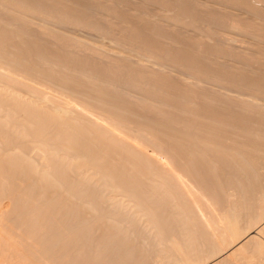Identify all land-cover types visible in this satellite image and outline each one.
<instances>
[{
    "label": "rangeland",
    "instance_id": "obj_1",
    "mask_svg": "<svg viewBox=\"0 0 264 264\" xmlns=\"http://www.w3.org/2000/svg\"><path fill=\"white\" fill-rule=\"evenodd\" d=\"M13 1H15V0H13ZM21 2V3H18V2ZM30 1H33V3L34 4H32L31 5V3L32 2H30ZM61 1V0H60ZM65 1L66 0H63V1H61V2H63V3H61V2H59L58 0H50V1H48V0H39V1H35V0H29L28 2H27V0L25 1V0H18V2L17 1H15V3H17V4H14V6H13V4H12V0H3V2H2V0H0V13H1V11H3L1 14H3L2 16H4V14L7 12V11H9V12H11V14H12V11H13V13L14 14H18V16L20 15L21 16V14L22 15H24L23 17H25L26 19H31V20H29V23H28V20L27 21H25V22H27V23H23L22 24V19L23 18H20V17H18V16H16V15H14L16 18H17V20L15 19L14 21L12 20V17L10 18L9 17V15H10V13L8 12L7 14H5L6 16H4V17H1V14H0V20L3 18H5L6 19V17L8 18H10L11 20H9V19H6V22H5V19H4V22H3V19L1 20V25L3 26H10V29L12 28L13 30H14V32L16 31V29H17V31H18V34L19 35H24V36H22V37H26L27 36V38L26 39H28V38H30L29 40H31L32 39V41H29V43L31 44V43H33V44H29L28 45V47L30 46V47H32V48H34L33 50L32 49H30V47L29 48H23V47H21V48H19V49H16V48H14V47H12V46H9V43L10 42H8L7 40H9V38L7 39V37H8V34L6 35L5 34V36H4V34L3 33H1L0 32V42L2 43L4 40V44H6V42H8L7 43V45L6 46H9L8 48H10L8 51L9 52H11V54H12V52H13V54H12V56L11 57H15V49H16V51H18V50H21L22 48V51H20L19 52V57H21V60L23 61V63L24 62H26V63H28L29 61H36L35 59H33V60H25L26 58H25V56L27 57V58H30L31 57V55L29 54V53H31L32 55H34L33 53L34 52H36V53H40L41 51H43L42 53L46 56V59H48V56L47 55H50V56H55V55H60L59 56V58H61L62 57V55L60 54V53H62L63 52V50L64 49H66V45H64V44H66V43H68L69 42V44L71 45H67V47H69V48H67L66 50H64V52L63 53H65V52H68V50H69V52H70V50H71V48L73 47V49L71 50V52L72 51H74V52H72L74 55H77V56H79V57H84L85 56V58L87 57V58H89V59H91L92 61H93V63L95 64V61H96V63H98L97 61H99L100 63H98V64H96L95 66L93 65L92 67L93 68H95V67H97V65L99 66V65H102L103 66V64H104V62H105V64H104V69H105V67H106V70L108 69H110L111 68V66L113 65V64H116V65H118L117 63L118 62H120L121 64H122V62L120 61V58H118V57H122V53L125 55V56H127L126 57V60H125V56L123 55V57L121 58V59H124L125 60V62H126V65H127V67H129L128 65H130V63L129 62H131L132 64H133V62L134 63H137V62H142V60H143V63H145V64H147L144 68H148L149 70H150V72H149V74H147L148 73V69H146V71H147V73H146V71H145V73H146V75L144 74H141V76L143 77L142 79H143V81L140 79V75L139 74H137L136 76H137V78L135 79V77H134V81L131 79L132 77H130L129 76V78L133 81V82H136V80H137V82L139 83V86L141 85V86H143V87H147L148 88V86H152V85H149V84H151V78L149 79L151 82H149V80L148 79H146V78H149V76H151V75H153V74H151V72H153L154 73V69L156 68V71H158V73L161 75V76H164V74H165V78L167 77V79L168 80H170V81H173L174 79V77H175V79L176 80H174L173 82H176L177 81V83H182V80H180V79H182V78H180V77H183L184 79H186L187 81H185L184 79V81H183V83L184 84H186V85H184L183 87H185V88H188L189 90L190 89H192V90H190L188 93H191V94H188L187 92H185V93H187L186 95L183 93L182 95H185L183 98H182V96L181 95H179L178 96V94H180V93H175V94H173L172 93V91H170L171 93V95H168L166 98L167 99H165V100H167V101H163L162 99V101L163 102H165V103H163L162 101H159L160 99H159V97H158V100H156L157 98H150L149 97V95H148V91H144L142 88L143 87H141V89H140V87L139 88H134L133 86L134 85H132V84H135V83H131V82H129V84L128 83H125V82H122V80H120V78L118 79V80H120V82L122 83V84H125V85H127L128 87H126V86H124V85H122L121 83L119 84V81L118 82H115V83H113L111 80H103L102 78H100V77H97L96 79H95V77L94 78H92L93 77V73H91L90 74V71H88V70H86L85 72L84 71H82V70H80V69H78V70H80L81 72H79V71H77L76 72V70L77 69H75L73 72H72V70L70 69V68H67L65 65V69L63 68V64L61 65H59V63H61V61L60 62H58L57 64L60 66H58L57 64V66L56 65H53L52 66V68L51 67H49V65H50V63L52 62L51 60H52V57L50 58L51 60H46V59H44L43 57H42V55L41 54H39L38 53V56H37V54H35V57L34 56H32L33 58H37V57H39L38 59H37V61L38 62H42V63H45V65L43 64L42 65V63H40L41 65H42V67H41V65H39V63H38V65L41 67V68H47L48 69V67L49 68H51V70H54L56 73H55V76H56V74H58L57 72H59L60 74H61V72H62V74L60 75V74H58L59 75V81H58V78H56L55 77V81H57V82H55V83H62V81L64 80V78H65V80H69V78H70V80H71V82H70V80L69 81H65L64 83H62V84H64V85H66L64 88H63V85H62V88L63 89H70V88H72L71 87V83H72V80H73V84L72 85H76L77 83L78 84H81V83H83L84 81L86 82L85 84H86V86L87 85H89V84H91V85H89V86H91V88L89 87V86H87V88L89 87L91 90L90 91H93L92 90V88H94L95 86L97 87L98 86V84H101V82H100V80L102 79L103 81H102V85H100V87L98 86L96 89L99 91L100 89H101V91L103 92V91H105V90H107V92L105 91L104 92V94H103V96L102 97H106V100L105 101H109L110 100V98L112 97V98H114L115 99V97H119L120 98V94H124V95H122V96H124V97H122L121 96V98H124L125 99V103H129L130 105V108H131V112L133 113V111H134V113L133 114H131V112H129V116H131V117H136V118H138V115H137V113H139V119H137V120H139L140 121V119H141V121H142V119L144 118L143 116H142V114H141V110H143V107H146L147 106V104L149 105L150 104V106H152V108L154 109L155 108V106H156V110L157 109H159V108H162V109H164V111L165 110H167L166 112H164L162 109H160V110H157V111H160V112H158L157 113V111H155L156 112V118H159L158 116H159V113L160 114H162L163 115V112H164V114H166V113H168V114H170V115H167V116H173V117H171V118H174L175 119V116H176V119L174 120V119H172V123H171V120H170V122H169V124L171 123V125H173L174 123H173V121H175V122H177L178 124H176L175 123V125H173V128H176L177 126L179 127V126H181L182 125V127H177L178 129L177 130H175V129H173L174 130V132H176L175 134H180V133H184L185 135L184 136H187V134H188V136L189 137H191L190 139H192V136H196V135H198V136H196V139L197 138H199L200 136H202V137H205V134L207 135V137H208V139L210 138V136H211V134L213 133V131H214V133L212 134V142L215 144L216 143V147L215 148H217L218 147V149L220 148L221 150L222 149H224V150H222V152H223V154L225 155V158H224V160H226L227 161V159H228V156H229V158L230 159H232V156H234L233 157V160H230L229 159V162H223L222 163V165H220V163L219 162H221L220 160L219 161H217V162H214V164H213V162H211L212 163V167H213V170H215V169H217L216 171H214V172H216V181H218L219 183H223V185H228V186H230V187H232L233 189H234V187L235 186H237L238 184H237V182L240 180L241 181V179H242V181L243 180H246L247 178V181L248 182H254V183H252L253 185H255L257 182H259L258 184H260V187H261V183L264 185V183H263V179H264V165L263 164H260L259 165V167H258V165H257V167H258V169H257V173H254V172H252L251 173V171H253L254 169H252L251 168V166H253L254 167V165L259 161L258 159L262 156V158H264V150H263V148H260L261 146H259V149H261V150H259V149H257V150H259V152L258 151H256L255 150V148H254V150L251 148V149H249V146L248 147H246V148H244L245 146H243L244 145V143L243 144H241L242 143V141L243 140H241V138H239V137H241V135L242 134H240L239 133V131H238V129H237V127L235 128V126H234V128H232V126H231V128H230V126L228 127H226L225 125H223L221 122H220V120L219 119H217L218 118V113H224V111H225V113H232V112H234V113H232V114H236L235 113V111H237V109L238 108H240V110L238 109V111L239 112H241V113H243V114H245V112L251 117V116H255L256 114V116L254 117V118H256V117H259L258 116V114L260 115V117H259V121H258V123L260 122L261 124L260 125H258L257 123L254 125V124H252V126L251 127H253V125H254V127H257V129L255 128L254 129V127H253V129H252V132H250V135L248 136V135H246V136H248V140L250 139V138H252L253 140L255 139V140H257V139H260V142L262 141V140H264V120H263V118H264V114L262 115L261 114V112L260 111H262V113H264V108H262V107H264V38H263V41L261 40V38L262 37H264V35H261V34H264V27H262V26H264V17H262L261 18V15H263L260 11H262L263 12V9L262 8H264V4H263V2H264V0H242V3L243 2H245V3H249V4H251L250 6H252V5H254V4H256V5H254V6H252V7H250L251 9H250V11H249V9L247 8L246 10L247 11H245V8L244 7H242V8H244L243 10L244 11H241L242 10V8L240 9H238V7H241V6H239L240 4H239V2L238 1H235V2H237V4L235 5L234 4V1H231L230 2V0H229V6L227 7V0H225L226 1V6H225V1H223V4H222V2H220V1H222V0H214V2H213V0H210V2H208L209 0H184V2H182L183 0H174V2H173V0H172V2H171V0L169 1V0H67L66 2L67 3H65ZM70 3H69V2ZM87 1V2H86ZM180 1V2H179ZM204 1V2H203ZM5 2H7V4H5ZM22 2L24 3L25 2V4H27L28 5V9H25V10H23V8H27L26 6L27 5H25V4H23L24 6H22ZM30 2V3H29ZM36 2H37V4H36ZM45 2V3H44ZM46 2H47V4H49L50 6H51V8L49 7V11L46 9V7H47V5H46ZM59 3V5H61V6H59L58 4H56V3ZM74 2V4H72ZM134 2V3H133ZM183 4H182V3ZM186 2H187V5H188V7H189V5H190V7H189V9H191V12L193 13H190V10H188V9H186L187 10V13L185 12V8H187V5H184V4H186ZM203 4H202V3ZM207 2V3H206ZM241 2V1H240ZM8 3H10V4H8ZM29 3V4H28ZM52 3V4H51ZM53 3H54V5H53ZM64 3L66 4V5H64ZM86 3V4H85ZM89 3V4H88ZM173 4V6L175 7V5L177 6L178 5V3L180 4V7H179V5H178V7H175V8H173V6H172V9L170 8L171 7V5H168V4ZM191 3V4H190ZM219 3H221L222 4V6H221V4H219ZM233 4L232 6H231V4ZM262 3V4H261ZM5 4V5H4ZM38 4H39V6L42 4H44V6H40L41 7V9H40V7L38 6ZM68 4H69V6H68ZM76 4V5H75ZM94 4V5H93ZM128 4V5H127ZM208 5L209 7H210V5L212 6V7H208L207 8V6L206 5ZM210 4V5H209ZM213 4H214V7H213ZM217 4H218V6H220V8H224V10L227 8H229V11H227L226 10V12H224V11H222L221 9V11L219 10V8H218V6H217ZM239 4V5H238ZM9 5L11 6V7H9ZM18 5V7L16 8V6ZM31 7H30V6ZM70 5L72 6L70 9H72V10H69V7H70ZM73 5H75L74 6V8H73ZM182 5V6H181ZM191 5H193V6H191ZM200 5H203V6H205V11H204V9H200ZM244 5H246V4H244ZM258 5V7L256 8L255 6H257ZM8 6V7H7ZM13 6V7H12ZM22 6V7H21ZM34 6H36V10L34 9ZM57 6V7H56ZM65 6V7H64ZM76 6H78V7H80L81 8V11L80 10H78L79 8H77L76 9ZM82 6V7H81ZM89 6V7H88ZM111 6H112V8H111ZM118 6V7H117ZM122 6V7H121ZM146 6V7H145ZM169 6V7H168ZM197 6H198V8H197ZM203 6H201V8H203ZM215 6H217V7H215ZM237 6V7H236ZM2 7H4V8H2ZM19 7H21L20 9H19ZM39 7V8H38ZM45 7V8H44ZM58 7H60V8H58ZM88 7V8H87ZM184 9H183V8ZM193 7V8H192ZM230 7H232V8H230ZM233 7H235V8H233ZM247 7V6H246ZM260 7V8H259ZM29 8H30V10H29ZM31 8H32V12H31ZM53 8H56V9H53ZM62 8L64 9V11H66L65 13H62L63 11H62ZM68 8V9H67ZM117 8H120V9H117ZM127 8V9H126ZM179 8L181 9V11H183V12H179ZM195 8V9H194ZM206 8L208 9V11H206ZM238 10H237V9ZM254 8H256L255 10H254ZM5 9V10H4ZM9 9V10H8ZM11 9V10H10ZM17 9V10H16ZM53 9V10H52ZM59 9H60V11H61V13L59 12ZM74 9V10H73ZM123 11H122V10ZM170 9V10H169ZM259 10V12H260V14H258L259 12L258 11H256V10ZM7 10V11H6ZM22 11V12H20V11ZM31 12H29V11ZM46 10V11H45ZM59 12L60 13V15H61V17H60V15L56 12ZM108 10H110V11H108ZM120 12H118V11ZM131 10V11H130ZM151 10V11H150ZM192 10H197V12H199L200 14H201V17L200 16H197V15H200V14H198L197 12H193ZM199 10V11H198ZM213 10V11H212ZM231 10V11H230ZM16 11H18V13L16 12ZM23 11H25V12H23ZM27 11V12H26ZM39 11H41V12H39ZM42 11L43 12H45V14L44 13H42ZM48 11V12H47ZM69 11H71V12H69ZM145 11V12H144ZM175 11V12H174ZM189 11V12H188ZM203 11H204V13L205 14H202L203 13ZM210 11L212 12V14H211V16H210ZM216 11V12H215ZM233 11V12H232ZM20 12V13H19ZM53 12H56V13H53ZM74 12V13H73ZM77 12V13H76ZM132 12V13H131ZM136 12V13H135ZM177 12V13H176ZM207 12V13H206ZM214 12V13H213ZM217 12H218V14H217ZM235 15V16H233V14ZM258 12V13H257ZM35 13H37V14H35ZM40 13V14H39ZM42 13V14H41ZM48 13V14H47ZM52 15H54V16H52ZM76 13V14H75ZM126 13V14H125ZM162 13V14H161ZM225 13V14H224ZM58 15V17L56 16V15ZM64 14V15H63ZM66 14H68L69 16L67 17V15ZM72 14H75V15H72ZM84 14V15H83ZM123 14V15H122ZM129 14V15H128ZM140 14V15H139ZM165 16H164V15ZM186 14H187V16H186ZM188 14H189V16L192 18H189V16H188ZM193 16H192V15ZM196 14V15H195ZM257 14L258 15H260V16H257ZM26 15V16H25ZM39 15V16H38ZM45 18V19H47L46 21H45V19H43V17ZM47 15V16H46ZM48 15H49V17H48ZM51 15V16H50ZM102 15V16H101ZM169 15V16H168ZM175 16V17H173V16ZM186 17H185V16ZM208 15V17H206ZM212 15H213V18H212ZM215 15V16H214ZM223 15H226V16H223ZM13 16V15H12ZM41 16V17H40ZM63 16V17H62ZM75 16H80L79 18L78 17H75ZM156 16V17H155ZM158 16V17H157ZM184 16V17H183ZM196 17L195 18V20H194V18L193 17ZM202 16H205L204 18H205V22H203L204 21V19L202 18ZM216 16H218V17H216ZM264 16V15H263ZM15 17H13V18H15ZM31 17V18H30ZM35 17V18H34ZM56 17H57V19H56ZM211 17V18H210ZM229 17H231V18H229ZM233 17H238V18H233ZM240 17V18H239ZM257 17H259V18H257ZM21 19V23H15L16 21L17 22H19L18 21V19ZM51 18V19H50ZM137 18V19H136ZM178 18V19H177ZM184 18V19H183ZM200 18V19H199ZM212 19V20H214V21H212L214 24H212V22H209L210 20H208V19ZM215 18V19H214ZM218 18V20H216ZM233 18V19H232ZM245 19V20H247V21H242V19ZM255 18V19H254ZM19 19V20H20ZM37 20V21H39L41 24L44 22V24L46 23L47 24V22H48V24H47V26H45L44 24H42V26H43V28H42V26H41V29H40V27H36V25H35V27H33V26H30L32 23H33V21H35V20ZM43 21H42V20ZM55 19V20H54ZM60 19V20H59ZM66 19V20H65ZM78 19V20H77ZM109 19V20H108ZM129 19V20H128ZM174 19V20H173ZM199 20V21H197V20ZM225 19V20H224ZM233 20V21H235V23H237V21L239 20V24L237 25V26H240V29H239V27L237 28V29H235V28H233L232 29V27H230L229 25H228V23L227 22H229L228 20ZM236 19V20H235ZM243 19V20H244ZM249 19V20H248ZM9 20V21H8ZM33 20V21H32ZM64 20V21H63ZM169 20V21H168ZM176 20V21H175ZM180 20V21H179ZM185 20V21H184ZM191 20H193V21H191ZM208 20V22H209V25H207L206 23H208V22H206ZM224 20V21H223ZM227 20V21H226ZM241 20V21H240ZM252 20V21H251ZM258 20H259V22H258ZM11 21H13L14 22V24H13V22L11 23ZM24 21V20H23ZM36 21V22H37ZM70 21V22H69ZM77 21H78V23H77ZM80 21V22H79ZM130 21V22H129ZM183 21V22H182ZM195 21H196V23H195ZM219 23H217V22ZM221 21V22H220ZM233 21H230L229 22V24L231 23V22H233ZM248 21H250V22H248ZM8 22V23H7ZM32 22V23H31ZM53 22V23H52ZM63 22V23H62ZM77 24H76V23ZM194 22V23H193ZM225 22V25L223 24ZM243 22H245V23H243ZM7 23L8 25H5V24ZM9 23H10V25H9ZM66 23V24H65ZM75 23V24H74ZM97 23V24H96ZM117 23V24H116ZM125 23V24H124ZM217 23V24H216ZM220 23H221V25H220ZM241 23V24H240ZM248 23V24H247ZM252 23V24H251ZM263 23V24H262ZM17 26H16V25ZM34 24V23H33ZM100 24V25H99ZM106 24V25H105ZM108 24V25H107ZM113 24V25H112ZM211 24V25H210ZM251 24V25H250ZM259 24V27L257 26ZM0 25V26H1ZM13 25H15L14 27H16L15 29H14V27H13ZM23 25V30H22V27L20 28L19 26H22ZM26 25L28 26H30L28 29H27V27H26ZM65 25V26H64ZM72 25V26H71ZM96 25V26H95ZM99 27H98V26ZM104 25V26H103ZM115 25V26H114ZM183 25V26H182ZM202 27H201V26ZM214 25V26H213ZM217 25V26H216ZM220 25V26H219ZM227 25V26H226ZM260 25H262V26H260ZM1 26V27H2ZM47 27V28H45V27ZM72 28H71V27ZM77 26V27H76ZM94 26V27H93ZM101 26V27H100ZM112 26H113V28H112ZM134 26V27H133ZM167 26V27H166ZM188 26V27H187ZM189 26H190V28H189ZM197 26L199 27V28H197ZM224 26V27H223ZM250 26V27H249ZM251 26H253V27H251ZM255 26V27H254ZM18 27V28H17ZM97 27V28H96ZM106 27V28H105ZM115 27V28H114ZM121 27V28H120ZM203 27H206V28H203ZM209 27V28H208ZM218 27V28H217ZM221 27H223V28H221ZM242 27V28H241ZM256 27H258V28H256ZM31 28H33V29H31ZM35 28V29H34ZM80 28V29H79ZM150 28V29H149ZM158 28V29H157ZM203 28V29H202ZM212 28V29H211ZM221 28V29H220ZM227 28H231L232 30H229V29H227ZM244 28V29H243ZM252 28H254V29H252ZM43 29L45 30V32H49V33H51V35L48 33V35H47V33L45 34V33H43L46 37H44V36H42L43 34H41V33H39L38 32V30L40 31V30H42L43 31ZM103 29V30H102ZM116 29V30H115ZM120 29V30H119ZM130 29V30H129ZM131 29H132V31H131ZM135 29V30H134ZM193 29V30H192ZM214 29V30H213ZM218 29V30H217ZM249 29L252 31V32H250V33H248V31H249ZM257 29V30H256ZM22 30V31H21ZM24 30H26L25 32H23ZM29 30H31L30 32H29ZM32 30H35V32L33 33V31ZM37 30V31H36ZM55 30H58V31H56V34L60 31V32H62V33H64V34H57V36L59 35V37H56V38H59V40H55L54 39V36H55V32L53 33V31H55ZM105 30V31H104ZM159 30V31H158ZM200 30V31H199ZM204 30V31H203ZM211 30V31H210ZM226 30V31H225ZM233 30H237V31H233ZM238 30H240V31H238ZM245 32H244V31ZM247 30V31H246ZM256 30V31H255ZM259 30V31H258ZM17 31H16V33H17ZM28 31V32H27ZM51 31V32H50ZM116 31V32H115ZM131 31V32H130ZM198 31V32H197ZM253 31H255V32H253ZM38 32V33H37ZM41 32V31H40ZM120 32V33H119ZM128 32H129V34H128ZM143 32V33H142ZM204 32H206V33H204ZM210 32V33H209ZM212 32H214L213 33V35H216V33H218V37L216 38V36H213L211 33ZM219 32L221 33V34H219ZM238 32H240L239 34L240 35H238ZM257 32H261L260 34L259 33H257ZM24 33V34H23ZM33 33V34H32ZM35 33H37V35H35ZM88 33V34H87ZM131 33H132V35H131ZM160 33V34H159ZM209 33V34H208ZM231 34V36L229 35V34ZM236 33V34H235ZM247 33V34H246ZM259 34V35H257V34ZM32 35V36H30L29 37V35ZM52 34H54V36L52 35ZM65 34H69L70 35V38H68L69 40H67L66 41V43H64L63 44V41L65 40V39H63V37L62 36H65ZM121 34V35H120ZM123 34H125V35H127L126 37H125V35H123ZM224 34H226V35H229V37H234V38H229L228 36H224ZM4 36V39L3 40H1L2 38H3V36ZM41 35V36H40ZM61 35V36H60ZM72 35V36H71ZM194 35V36H193ZM219 35L221 36V37H219ZM222 35L224 36L223 38H222ZM245 35H249V36H245ZM1 36H2V38H1ZM7 36V37H6ZM124 36V37H123ZM130 36H131V38H130ZM147 36V37H146ZM158 36V37H157ZM170 36V37H169ZM192 36V37H191ZM200 36V37H199ZM208 36H210V37H208ZM260 36H262L261 38H260ZM53 39H52V38ZM62 37V38H61ZM66 37H69L68 35H66ZM66 37H64V38H66ZM77 39V40H79V41H77V40H75V38ZM123 37V38H122ZM128 37V38H127ZM132 37H133V39H132ZM162 37V38H161ZM196 37V38H195ZM256 37V38H255ZM259 37V38H258ZM7 40H6V39ZM49 38V39H48ZM122 38V39H121ZM130 38V39H129ZM183 38V39H182ZM221 38V39H220ZM227 38H229V41L230 40H232L231 42H228L227 40ZM47 39L49 40L48 41V43H47ZM52 39V43H51V40ZM61 39H63V41L61 40ZM128 39V40H127ZM167 39V40H166ZM224 39V40H223ZM235 39V40H234ZM239 39V40H238ZM241 39V40H240ZM245 39V40H244ZM258 39V40H257ZM139 40V41H138ZM206 40V41H205ZM209 40V41H208ZM226 40V41H225ZM238 41V42H235V41ZM249 40V41H248ZM62 41V42H61ZM71 41V42H70ZM81 41H83L82 43H83V45H82V43H81ZM84 41L85 42H88L89 41V43H93V44H96L97 45V43H98V45H99V47H92L91 48V46L88 44V46H89V48L92 50H90L89 48H88V46H87V43H85L84 44ZM132 41V42H131ZM133 41H135L134 43H133ZM162 43H161V42ZM195 41H198V43L196 44V42ZM260 41V42H259ZM41 42V43H40ZM56 42H58L57 43V45H56ZM75 42V43H74ZM129 42V43H128ZM138 42V43H137ZM140 42V43H139ZM183 42V43H182ZM2 43V44H3ZM37 43V45H34V44H36ZM50 43H51V45L52 46H50ZM54 43V44H53ZM80 45H79V44ZM131 43V44H130ZM75 44V45H74ZM135 44H137V45H135ZM138 44H140V45H138ZM172 44V45H171ZM194 44V45H193ZM10 45H12V44H10ZM32 45H34V46H32ZM48 45V46H47ZM56 45V46H55ZM61 45V46H60ZM73 45V46H72ZM76 45H78L77 47H76ZM132 45H133V47H132ZM25 46V45H24ZM39 48H37V47ZM43 46H45L44 48H43ZM55 47V49H56V47L58 48L59 46H60V48H58L59 49V51H58V49L57 50H55L54 51V47ZM62 46H64L63 47V49H62V52H61V47ZM84 46V47H83ZM151 46V47H150ZM257 46V47H256ZM48 47V48H47ZM51 47H53V49H51ZM71 47V48H70ZM4 48H6L5 46H4ZM37 48V50H35ZM78 48V49H77ZM97 50H96V49ZM3 49V48H2ZM11 49H14L13 51L11 50ZM24 49H25V51H27V52H25L24 51ZM43 49V50H42ZM45 49H47V50H45ZM75 49L77 50L76 51V53L78 52L79 53V51H80V55L77 53H75ZM89 49V50H88ZM102 49V50H101ZM154 49V50H153ZM261 49V50H260ZM3 50H5V49H3ZM31 50V51H30ZM106 50V51H105ZM113 50V51H112ZM169 50V51H168ZM181 50V51H180ZM34 51V52H33ZM50 51V52H49ZM54 51V52H53ZM99 53H97V52ZM108 51V52H107ZM159 51V52H158ZM161 51H163L162 53H161ZM166 53H165V52ZM168 51V52H167ZM261 51H263V52H261ZM4 52H7V51H4ZM9 52H7V53H9ZM15 52V53H14ZM22 52H24V54L25 53H28V54H25V55H22L23 53ZM33 52V53H32ZM46 54H45V53ZM48 52H49V54H48ZM55 53V54H51V53ZM57 52H59V54L57 53ZM68 52V53H69ZM70 52V54H72ZM82 52H84V54L82 53ZM100 52H101V55H100ZM103 52V53H102ZM107 52V53H106ZM114 54H113V53ZM120 52V54L119 55H121V56H119L118 55V53ZM204 52V53H203ZM207 52V53H206ZM57 53V54H56ZM83 54V56H82V54ZM88 53H90V54H88ZM111 53V54H110ZM190 53V54H189ZM10 54V53H9ZM10 54V55H11ZM17 54V56L16 57H18V52L16 53ZM72 54V55H73ZM85 54H88V55H85ZM184 54V55H183ZM14 55V56H13ZM41 55V56H40ZM63 55H65V54H63ZM91 55H93V57L91 56ZM111 55H113V56H111ZM183 55V58L181 57ZM22 56H24V57H22ZM77 56H75L76 58H77ZM94 56H96V58L94 57ZM99 58H98V57ZM102 56V57H101ZM106 56V58H104ZM145 56H146V58H145ZM31 57V58H32ZM58 57V56H57ZM57 57H55L56 58V61H54V64H55V62H57V60L59 59V58H57ZM78 57V58H79ZM91 57V58H90ZM227 57V58H226ZM42 58V59H41ZM55 58H53V59H55ZM77 58V59H78ZM85 58H84V60H85ZM94 60H93V59ZM101 58H102V60H101ZM111 58V59H110ZM129 58V59H128ZM148 58V59H147ZM19 59V58H18ZM24 59V60H23ZM88 59V62H91L90 60ZM105 59H110L109 61H110V63L112 64H110V63H108L109 65H111V66H109V65H106L107 64V61L108 60H105ZM137 59V60H136ZM188 59H189V61H188ZM191 59H193V62L191 61ZM45 60V61H44ZM79 60H83V59H79ZM105 60V61H104ZM111 60H113V61H111ZM179 60V61H178ZM185 60V61H184ZM187 60V61H186ZM222 60V61H221ZM224 60V61H223ZM33 61V62H34ZM44 61V62H43ZM129 61V62H128ZM146 61V62H145ZM168 61V62H167ZM192 62V67H194L193 69L191 68V62ZM46 62H47V64H46ZM102 62H103V64H102ZM127 62H128V64H127ZM177 62V63H176ZM190 62V63H189ZM228 62V63H227ZM22 63V64H23ZM26 63H24V64H26ZM53 63V62H52ZM119 63V67H122L121 66V64ZM187 63H189V65L187 64ZM232 63V64H231ZM137 64H139V63H137ZM148 64H149V66H148ZM154 64V65H153ZM184 64H186L185 66H184ZM262 64V65H261ZM116 65H114V67H118V66H116ZM123 65H124V61H123ZM126 65H124V66H126ZM134 65V64H133ZM152 65V66H151ZM195 65V66H194ZM237 65V66H236ZM45 66V67H44ZM51 66V65H50ZM107 66H109L108 68H107ZM132 66V65H131ZM151 66V67H150ZM153 66H156L155 68L153 67ZM188 66V67H187ZM210 66V67H209ZM240 66V67H239ZM254 66V67H253ZM55 69H54V68ZM153 67V69H151ZM158 67H159V69H161V70H158ZM195 67H197V68H195ZM204 67V68H203ZM2 68H6L5 66L4 67H2V66H0V71L2 70ZM45 68V69H46ZM126 68V67H125ZM57 69V70H56ZM63 69V70H62ZM68 69V70H67ZM69 69H70V71H69ZM112 69H113V66H112ZM112 69H110V70H112ZM207 69V70H206ZM4 70V69H3ZM1 71L0 73L1 74H3V72H6L7 71V68L4 70V71ZM59 70H62L61 72L59 71ZM65 70V71H64ZM66 70H67V72H66ZM114 70V69H113ZM140 70V69H139ZM144 71V69H141V71ZM152 70V71H151ZM167 70V71H166ZM69 71V72H68ZM115 71V73H116V69L114 70ZM113 71V72H114ZM118 71V70H117ZM155 71V76L157 77V72ZM161 71V72H160ZM243 71H244V73H243ZM71 72H72V74L74 75H72L71 74ZM122 72L124 73V72H126V70L125 69H123L122 70ZM138 72V71H137ZM136 72V73H137ZM205 72V73H204ZM207 72V73H206ZM232 74H231V73ZM6 73H8V71L6 72ZM65 73L67 74V75H65ZM76 73V74H75ZM78 73V74H77ZM128 73V72H127ZM131 74H132V72H130ZM5 74V73H4ZM3 74V75H4ZM8 74H10V72L8 73ZM7 74V75H8ZM83 74V75H82ZM91 75L90 77L88 76H85V75ZM197 74H199V75H197ZM202 74V75H201ZM6 75V74H5ZM58 75H57V77H58ZM69 75H71V76H69ZM175 75V76H174ZM63 76H64V78H63ZM65 76H67V77H65ZM96 76H99V75H96ZM124 76V75H123ZM144 76H147V77H145L144 78ZM154 76V77H155ZM170 76V77H169ZM232 76V77H231ZM243 76V77H242ZM245 76V77H244ZM61 77L63 78V80L61 79ZM74 77V78H73ZM79 77L81 78L80 80H79ZM67 78V79H66ZM72 78V79H71ZM75 78H76V80H78V82H76L75 81ZM83 78H85V80L83 79ZM98 78H100L99 79V81H98ZM129 78H121V79H124V81H126L127 82V79H129ZM197 78V79H196ZM256 78V79H255ZM257 78H258V80H257ZM24 82H26V83H33L32 85H36L35 87L36 88H38V89H40V91L42 92V90L43 91H45L44 93L46 94H49V95H53V97L56 99L57 97H59V96H61V99H60V97L59 98H57L58 100H56V101H58L59 103H61V102H63V104L61 103V105L62 106H67V107H69V108H74V106L76 107V108H79L78 107V105H84L83 103H81V102H83L82 101V95H81V93H80V91L79 90H81V91H85L84 89H81V88H79V90H78V93L76 92L77 90H75V85H74V90H75V92L78 94V96H76L77 94H74L76 97H78L79 98V94H80V98L78 99V98H75V96H73L72 94L74 93L73 91H72V89H70L71 90V92H70V96H69V92H67L68 90H64L66 93H68V94H66L67 96H68V98L67 99H70V100H67L66 99V95H65V93L62 91V89H60V88H58V87H60V85H58L57 84V86H55L56 84H54L53 82V84H54V86H55V88L57 87V91H56V89L53 87V84L51 83L50 85L52 86V87H48V85H47V87H46V85H44V84H41V83H39L38 82V80H32L31 78L29 79V80H31V82H29L28 80H24V79H26V78H21ZM34 79V78H33ZM57 79V80H56ZM62 81H61V80ZM89 79V80H88ZM243 79V80H242ZM251 79V80H250ZM83 80V81H82ZM130 80V81H131ZM145 80V81H144ZM153 80V79H152ZM178 80H180V82L178 81ZM188 80H189V82H188ZM35 82V84H34V82ZM36 81H37V83H36ZM82 81V82H81ZM89 81V82H88ZM94 81H95V83H96V85H95V83H94ZM113 83V86H112V84H111V82ZM191 81V82H190ZM198 81H199V83H198ZM232 81V82H231ZM256 81V82H255ZM76 82V83H75ZM80 82V83H79ZM92 82V83H91ZM104 82V83H103ZM107 84H106V83ZM149 84H148V83ZM192 82H193V84H192ZM195 82H197V83H195ZM66 83V84H65ZM89 83V84H88ZM94 83V84H93ZM110 83V84H109ZM142 83V84H141ZM182 83V84H183ZM257 83V84H256ZM78 84L76 85V86H78ZM84 84V83H83ZM84 84V85H85ZM93 84V85H92ZM106 84V85H105ZM152 84H153V82H152ZM200 84H202V85H200ZM252 84H254V85H252ZM41 85H43L42 87H41ZM49 85V86H50ZM95 85V86H94ZM120 85H122V87H124V88H122V87H120ZM131 85H132V87H131ZM145 85V86H144ZM190 85V86H189ZM255 85H257V86H255ZM38 86V87H37ZM45 86V87H44ZM92 86H94V87H92ZM101 86H102V88H101ZM113 88H112V87ZM192 86H194V87H192ZM197 86H199L200 88H198ZM215 86V87H214ZM40 87V88H39ZM67 87H69V88H67ZM80 87H82V88H86V87H84V86H82V84L80 85ZM108 87V88H107ZM110 87V88H109ZM117 87V88H116ZM154 87V86H153ZM152 87V88H153ZM159 87V86H158ZM192 87V88H191ZM212 87V88H211ZM217 87V88H216ZM224 87V88H223ZM49 88V89H48ZM78 88V87H77ZM86 88V89H87ZM89 88H88V90L87 91H89ZM98 88H100V89H98ZM105 88V89H104ZM112 88V90H110ZM118 88H120V89H118ZM122 88V89H121ZM130 90H129V89ZM147 88H144L145 90H147ZM151 87L150 88H148L149 90H151L152 89ZM205 88V89H204ZM220 88V89H219ZM45 89H47L48 90V92L45 90ZM51 89V90H50ZM55 89V90H54ZM104 89V90H103ZM154 89H156L157 91L159 90V88H153L152 90H154ZM217 89V90H216ZM240 89H242V91L240 90ZM54 90V91H53ZM60 90H61V93H60ZM97 90H95L94 89V94H97L98 92H97ZM161 90H162V88H161ZM163 90H164V88H163ZM187 90V89H186ZM196 90H198V92L196 91ZM239 90V91H238ZM49 91H52L51 93L52 94H50L49 93ZM89 91V92H90ZM101 91H99L100 93H101ZM112 91V92H111ZM117 91H119V93L117 92ZM141 91V92H140ZM165 91H166V89H165ZM205 91V92H204ZM211 91V92H210ZM253 91V92H252ZM55 92H57V94L55 93ZM86 92V91H85ZM116 93V94H118V95H120V96H118V95H116V94H113V93ZM121 92V93H120ZM122 92H124V93H122ZM126 92H128V93H126ZM144 92H146V93H144ZM161 92H164V91H161ZM197 93V95L199 96V98H197V97H195V94H193V93ZM224 92V93H223ZM240 92V93H239ZM255 92V93H254ZM63 93H64V95H65V100H64V98L62 97L63 96ZM92 93V92H91ZM99 93V94H100ZM110 93H112V95L110 94ZM127 95H126V94ZM130 93V94H129ZM142 93V94H141ZM203 93H204V95H203ZM208 93V94H207ZM60 94V95H59ZM107 94H109L108 96H111V97H108L107 96ZM131 94H133V95H131ZM146 94L148 95V96H146ZM200 94H202V96L200 95ZM254 94V95H253ZM56 95V96H55ZM59 95V96H58ZM71 95H72V97H71ZM114 95H116L115 97H113ZM172 95H174L173 97H171ZM126 96H127V98L128 99H132V100H126L127 98H126ZM132 96L134 97V99L132 98ZM155 96V95H154ZM171 97V98H173L172 100H173V102H175L174 101V98H175V100L177 101L178 100V102H176V103H178V105L180 104L181 105V102H183V100H185L184 101V103L186 102V103H189V104H182L183 106H187L188 105V111L185 109V107H181V109H180V105H179V107H177L176 105V103H174V104H176V105H174L173 103H171L170 102V100L168 99V97ZM178 96V97H177ZM209 96V97H208ZM233 96V97H232ZM239 98H238V97ZM244 96V97H243ZM256 96V97H255ZM84 97V96H83ZM135 97H137V99H138V101H139V103L135 100L136 98ZM147 97H149V98H147ZM155 97H157V96H155ZM169 97V98H170ZM191 97V98H190ZM201 97H202V99H201ZM263 97V98H262ZM63 98V99H62ZM73 98V99H72ZM109 98V99H108ZM140 98V99H139ZM141 98H142V100H141ZM170 98V99H171ZM206 98V99H205ZM223 98V99H222ZM236 98H238V99H236ZM244 98V99H243ZM75 99H77V101L75 100ZM85 99V101H88L89 100V103H92L91 101H90V99H86L85 97L83 98V100ZM105 99V98H104ZM181 99V100H180ZM190 99V100H189ZM192 99V100H191ZM201 99V100H200ZM252 99V100H251ZM60 100H62L61 102H60ZM65 101V105H64V101ZM72 100V101H71ZM112 100V99H111ZM116 100H118L117 98H116ZM135 100V101H134ZM141 100V101H140ZM146 100H150L149 102L148 101H146ZM204 100V101H203ZM70 101V102H69ZM128 101V102H127ZM131 101V102H130ZM134 101V102H133ZM145 101H146V103H145ZM159 101V102H158ZM181 101V102H180ZM189 101V102H188ZM191 101V102H190ZM205 101H206V103H205ZM210 101V102H209ZM223 101V102H222ZM249 101V102H248ZM252 101L254 102V103H256V101L257 102H259V104L257 105V104H252ZM58 102H57V104H58ZM68 102V103H67ZM73 103V107H72V104L70 105V103ZM77 102V103H76ZM135 103V102H137V104L135 103L134 105H133V103ZM154 102L155 103H157L159 106L157 107V104L155 105L154 104ZM167 102V103H166ZM169 102V103H168ZM180 102V103H179ZM194 102V103H193ZM208 102V103H207ZM74 103H75V105H74ZM78 103H80V104H78ZM88 103V104H89ZM106 103H108V102H106ZM118 103L119 102H117V105H118ZM141 103H144V104H142V105H140ZM153 103V104H152ZM192 103L194 104V105H196V107L194 106H192ZM197 103V104H196ZM212 103V104H211ZM250 103H251V105H250ZM262 103V104H261ZM70 105V106H68V105ZM86 105H88L87 103H85ZM95 104V103H94ZM127 104H124V105H127ZM152 104V105H151ZM161 104V105H160ZM167 104V105H166ZM172 104V105H171ZM206 105L205 107L203 106L202 107V105ZM211 104V105H210ZM235 104V105H234ZM241 104V105H240ZM244 104V105H243ZM81 105V106H82ZM131 105L133 106V108L135 107H137L138 109L139 108H142V109H140L138 112H136L135 111V109H132V107H131ZM142 106V107H140V106ZM181 105V106H182ZM201 105V106H200ZM209 105V107L212 109L213 108V110H211L210 111V109H209V112H207L206 111V113L207 114H205L204 112H203V114L201 113L202 112V110L203 109H206V107ZM213 105V106H212ZM245 105H247L246 107H245ZM252 105H253V107H252ZM257 105V106H256ZM62 106H61V108H62ZM80 106V107H81ZM139 106V107H138ZM160 106H162V107H160ZM172 106V107H171ZM190 106L192 107L191 109L192 110H189L190 109ZM197 106L200 108L199 109V111H198V108H197ZM215 106H216V108H215ZM232 106V107H231ZM239 106V107H238ZM254 106H255V108H254ZM262 106V107H261ZM63 108V109H66V108ZM84 107H86L85 105H84ZM124 107V106H123ZM177 108V110H175L176 108ZM208 107V108H209ZM220 107H222V108H220ZM252 108V110H251V108ZM257 107V108H256ZM136 108V109H137ZM183 108V109H182ZM187 108V107H186ZM196 108V109H195ZM203 108V109H202ZM229 108V109H228ZM246 108H248V109H246ZM63 109H61L62 111H63ZM137 109V110H138ZM193 109H195V110H193ZM202 109V110H201ZM225 109V110H224ZM228 111H227V110ZM241 109H243V110H241ZM257 109V111L255 112V110ZM168 110H170V111H168ZM216 110V111H215ZM220 110V111H219ZM222 110V111H221ZM246 110V111H245ZM248 110H250L249 112H248ZM172 111V112H171ZM178 111V112H177ZM182 111H185L184 113L182 112ZM193 111H195L194 112V114L192 113ZM201 111V112H200ZM205 111V110H204ZM227 111V112H226ZM243 111V112H242ZM260 113H259V112ZM95 112V111H94ZM126 112V111H125ZM124 112V113H125ZM175 112V113H174ZM188 112V113H187ZM197 112H198V114H197ZM199 112H200V114H199ZM216 112V113H215ZM89 113V112H88ZM91 113V112H90ZM89 113V114H90ZM98 113L99 112H96V113H92V114H88V116H89V118L91 119V120H95V119H97V120H95V121H99V119L98 118H94V116L95 117H97L96 115H98ZM173 113V114H172ZM176 113H177V115H176ZM182 113V114H181ZM191 113V114H190ZM240 113V114H241ZM100 114V113H99ZM126 114H127V112H126ZM131 114V115H130ZM135 114V116H133ZM175 114V115H174ZM180 114V115H179ZM216 114V115H215ZM232 114H230V115H232ZM238 114V113H237ZM251 114V115H250ZM93 117H92V116ZM101 115H102V113H101ZM100 115V117H103V116H101ZM140 115H141V117H140ZM153 115V116H154ZM158 115V116H157ZM162 115H160V116H162ZM227 115V114H226ZM0 116H1V113H0ZM126 116V115H125ZM129 116H127V117H129ZM182 118H181V117ZM204 116V117H203ZM207 116H209V117H207ZM263 118H262V117ZM178 117V118H177ZM92 118H94V119H92ZM135 118V119H136ZM170 118V117H169ZM213 118H215V119H213ZM168 119V118H167ZM179 119V120H178ZM193 119V120H192ZM197 119V120H196ZM208 119V120H207ZM261 119V120H260ZM101 120H102V122H105V119L103 118V119H101L100 118V122H101ZM104 120V121H103ZM169 120V119H168ZM168 120H167V122H168ZM181 120V121H180ZM190 120H192V121H190ZM200 120V121H199ZM217 120V121H216ZM218 120H219V122H218ZM263 120V121H262ZM140 121V122H141ZM179 122H180V124H179ZM182 122V123H181ZM185 122V123H184ZM194 122V123H193ZM196 122H198V123H200V124H198V125H196L197 123ZM263 122V123H262ZM187 123H188V125H190V127H191V124H192V126H194L193 124H195L196 126H194L193 127V129H192V127H191V129H190V127H188V125H187ZM212 123V124H211ZM216 123V124H215ZM105 124H106V122H105ZM203 124V125H202ZM205 124V125H204ZM207 124H209V125H207ZM218 124V125H217ZM185 125V126H184ZM216 125V126H215ZM175 126V127H174ZM188 128H187V127ZM204 126H208L210 129H206V127H205V129H204ZM223 126V128H220V127H222ZM196 127V128H195ZM212 127V128H211ZM183 128H184V130H183ZM198 128V129H197ZM213 128H215V129H213ZM219 128V129H218ZM200 129V130H199ZM226 130V133H225V135L224 136H226L228 133V138L227 137H224L222 134H224V133H222L221 134V132H220V130ZM227 129H229V130H227ZM231 129V130H230ZM259 129V130H258ZM190 130L192 131L193 130V132H195L194 133V135L191 133H189L190 132ZM195 130V131H194ZM200 131V133L202 134L203 132V134L202 135H200L199 134V131ZM186 131V132H185ZM217 131H219V136H221V137H219V136H217L218 134H217ZM228 131V132H227ZM260 131V132H259ZM167 132V134L163 137V135L161 136H159V139L156 137L155 139H153L152 140V142L153 141H158V140H160V139H164V138H168V136L170 137V134H169V132L168 131H166ZM212 132V133H211ZM257 132V133H256ZM211 133V134H210ZM239 134V136H238V134ZM258 133H260V134H262V135H260V134H258ZM165 134V133H164ZM169 134V135H168ZM120 135H123V133H121L120 132ZM171 135L173 136V134H172V132H171ZM181 135V137L182 138H184V136H183V134H180ZM210 135V136H209ZM124 136H126L125 134H124ZM123 136V137H124ZM131 136V135H130ZM188 136H187V138H188ZM238 136V137H237ZM253 136V137H252ZM132 137V136H131ZM131 137H129V136H126V137H124V138H126V139H129L128 141H130V143H132V145L134 146V147H138L142 152L143 151H145V153L146 154H148L149 153V155H153L154 156V158L157 160L158 159V162H163V164L164 163H166V164H164L163 166H162V164H159V163H151V165H149L148 167L147 166H145V165H142V168L140 167V169L139 168H136V170H135V167H132L134 170H132L131 169V167L129 166V171H130V169L132 170V171H134V173L136 172L137 173V171H138V173L140 174L139 176H141L140 178V180L142 181V183H141V181H140V183H138L137 181L139 180V177H138V179L135 177V176H137V174L136 175H134V173H133V175L132 176H134L136 179H137V181L135 182L136 184L135 185H139L140 186V184H141V186L140 187H144V189H142V190H144L143 192L144 193H152V191L154 192L155 191V189H156V193H153V195L154 194H157V193H159L157 196H159L160 197V199H159V197H157V196H153L152 194V196L150 197V196H147V194H145L146 196H143V199H145L146 201H148V202H146V203H148L149 204V202L152 204H150V206H152V209H154L155 211H156V215H157V217L159 218L158 220H160V221H162L161 223V225H157V227H156V224L155 223H152V221H150V219H149V215L147 216L146 214H144L146 211H145V209H144V207L141 205V204H138L139 203V201H137L134 197H132L131 195L133 194L134 196H135V194L137 195V191L138 190H140L139 188H134L133 186H132V184L134 185V183H132L131 184V182H134L133 181V177H132V179L130 180V179H128V181L130 180L131 182H130V184H131V187H133V188H131V189H129V191H130V193L128 192V190L127 189H125V188H118L117 189V187H116V189H117V191H115L116 189H113V188H115V187H111V189L108 187V181L107 180H104L105 181V183H107V184H105L104 182H103V180H102V182H101V185L99 186V185H97V184H100V182L98 181L99 180V175L97 174V176L96 177H98V179H96V177H93L94 176V174L92 173L91 175H93L92 177H93V179H91V181H94L95 179L97 180V183H95V181H94V183L93 182H91V183H88V182H90V181H86L85 180V182L84 181H82V182H80V183H78V181L76 182V181H74V183H73V185L75 184L76 186H75V188L74 189H77L78 191L77 192H80L81 191V194H83L84 192V194L83 195H81V194H79L78 195V193L77 192H75L76 193V199L74 198V197H72L71 199H70V197L71 196H69L67 199L68 200H70V201H65V202H63L62 204H56V205H54L55 206V209L57 208H62V212L64 211L65 213H66V216H64V217H61L62 215L60 214V213H58V215H60L58 218H59V220L57 219V217H56V219L57 220H55V219H53V220H55V221H57V223H58V225H57V223H53V226L51 225V228H50V230H54V229H56L58 226V228H60V227H62L61 225H65L66 226V224H64L63 222L67 219V220H70V221H72L71 222V225H69V228H71V229H73L74 230V228H75V234H77V238H78V240L76 241V235H75V241L73 240L71 243H69L68 241L67 242H65V241H61V240H57V241H55L54 242V239H52V241L50 242H47L46 244H47V246H48V248H49V250H48V248H47V246H46V250H48L49 251V253L46 255L48 258L47 259H45V260H43L42 262L40 261V264H74L75 262H77V263H75V264H83V263H85V264H161V262H163V263H166V264H184V263H179L180 262V260L176 257L175 258V256H174V253L173 254H171V250L170 251H168L169 250V244H171V243H176L178 240V244L179 245H188V244H190V246H191V244L193 243L194 244V242H196L195 244H197V241H198V244H199V242H200V246L201 245H204L203 247H201V248H199L198 249V247L196 248V250L195 251H193V253L192 254H195V255H197V256H195L196 258H197V260H196V258L193 256V258L196 260V261H193L192 260V262H190L191 264L194 262L195 264H200V262H201V264H204L205 262H208L209 260H208V258H207V256L208 255H202L203 253L205 254V251L207 250V248H206V246H205V244H206V237L208 236V234H206L205 232H203V233H200L198 230H200V229H198L195 225H198V223L201 221V219L203 220V216L204 215H206V212H207V210L205 211H203V207L204 206H208V204H211L212 203V205H215L216 204V202H217V199H218V196L220 195L218 192L220 191V190H218L219 188H216V187H212L213 188V190L214 191H211V193H210V190L212 189V188H210L209 189V187L207 186V178H205V175H204V172L203 171H200V167L197 165V164H188V166H187V164H184V162H183V164H182V166L179 164L180 162L179 161H181L178 157V159H179V161H178V164L180 165V167L178 166V164L176 165L177 167H175V165L174 164H176L177 163V159H176V156H174V159H173V156L172 155H174V148L172 147L173 145H175L174 143H172V142H170V141H173V142H175L174 141V139H162V141H160V142H162L163 143V145H164V142L165 143H167L169 146L171 145V147L169 148V146L168 147H163L161 144L162 143H160L159 141V144H160V146H159V144L158 145H156L155 144V142H153V146H154V144H155V146H156V148L155 147H153V149H152V144H150L151 146H150V148H148L149 146H147L146 148L145 147H143L142 145H143V143H142V145L140 144L141 142V140L139 141V140H135V141H139L140 143H138V142H135L134 141V138H131ZM162 137V138H161ZM231 137H233V138H231ZM261 137H262V140H261ZM144 138V137H143ZM187 138L184 140V141H187ZM223 138V139H222ZM225 138V139H224ZM230 138V139H229ZM257 138V139H256ZM133 139V140H132ZM195 139V141H193V142H195L196 143V140ZM229 139V140H228ZM243 139V138H242ZM251 139V140H252ZM193 140H194V138H193ZM227 140V141H226ZM131 141H133V142H131ZM167 141H169L170 142V144H169V142H167ZM210 141V140H209ZM217 141V142H216ZM219 141V142H218ZM229 141H233L231 144L229 143ZM241 141V142H240ZM259 141V140H258ZM257 141V142H258ZM134 142L136 143V144H134ZM158 142H156V143H158ZM225 142H227V143H225ZM235 142V143H234ZM262 142H264V141H262ZM138 143V144H137ZM173 145H172V144ZM217 143H219V144H221V145H219V144H217ZM259 143V142H258ZM140 144V145H139ZM167 144H165V145H167ZM223 144V145H222ZM227 144H229V145H227ZM238 146H237V145ZM218 145V146H217ZM236 146V147H232V146ZM239 145H240V147L241 148H244V150L242 149H240V147H239ZM246 145V144H245ZM159 146V147H158ZM176 146V145H175ZM247 146V145H246ZM162 147H163V149H162ZM222 147V148H221ZM228 147V148H227ZM237 147H238V149H239V151L240 152H237L236 150H238L237 149ZM155 148V149H154ZM170 149V150H168V149ZM171 148H173V149H171ZM231 148V149H230ZM234 148V149H233ZM236 148V149H235ZM143 149V150H142ZM145 149V150H144ZM148 149V150H147ZM156 149H158V150H156ZM233 149V150H232ZM18 149H16V151H17ZM147 150V151H146ZM153 150H156V151H153ZM163 150V151H162ZM165 150H167V152H165ZM173 150V151H172ZM175 150H179V148L178 149H176L175 148ZM230 150H231V152L232 153H230ZM250 150V151H249ZM252 150V151H251ZM169 151V152H168ZM226 151V152H225ZM233 151H234V153H233ZM17 152H19V151H17ZM156 152H159L158 153V155H157V153ZM160 152H162V154H160ZM176 152V154L179 152V151H175ZM206 152H208V150H206ZM229 152V153H228ZM243 152V153H242ZM154 153V154H153ZM171 153H172V155H171ZM229 155H228V154ZM32 154H34V153H32ZM31 154V156H33ZM165 154V155H164ZM167 154V155H166ZM200 153H197V157L199 158V155ZM238 154V155H237ZM240 154V155H239ZM169 155V156H168ZM199 155V156H198ZM261 155V156H260ZM36 153H35V156H33V157H35V160H36ZM153 156H151V157H153ZM160 156H161V158H160ZM202 156V155H201ZM236 156V157H235ZM260 156V157H259ZM156 157H159V158H156ZM167 157V158H166ZM222 157H224V156H222ZM221 157V158H222ZM253 157H255V158H253ZM32 158V157H31ZM166 158V159H165ZM170 158V159H169ZM227 158V159H226ZM34 159V158H33ZM107 159V158H106ZM164 159V160H163ZM234 159H235V162H234ZM238 159V160H237ZM252 159V160H251ZM165 161V162H164ZM172 161V162H171ZM176 161V162H175ZM223 161V160H222ZM233 161V162H232ZM242 161V162H241ZM256 161V162H255ZM264 161V160H263ZM248 162V163H247ZM173 163V164H172ZM217 163H219V164H217ZM169 164V165H168ZM216 164V166H214ZM232 164V165H231ZM234 164V165H233ZM241 164V165H240ZM250 164V165H249ZM254 164V165H253ZM154 165H156V166H154ZM159 165V167H160V165H161V167H162V169L164 168V170H163V172L161 171V174L162 173H164V172H166V173H164L162 176H160L161 174L159 173L160 171H157L156 170V167ZM173 165H174V167H173ZM249 167H248V166ZM261 165H262V167H261ZM90 165H88V167H89ZM184 166H186V168H188L189 166H191L189 169H192V171H191V173H190V175L188 174L189 172H190V170H188L189 172H187V171H185V170H187V169H185V167ZM194 166H196L195 168H194ZM220 166V167H219ZM232 166V167H231ZM86 167V170H90L91 168L89 167ZM146 167H147V169L148 168H150V169H152V170H150V169H146ZM153 167H154V169H153ZM159 167H157V168H159ZM171 167H173V168H171ZM183 167V168H182ZM220 169H219V168ZM246 167V168H245ZM248 167V168H247ZM256 166H255V168H257ZM88 168V169H87ZM171 168V169H170ZM176 168V169H175ZM182 169V170H180V169ZM197 168H198V170H197ZM215 168V169H214ZM231 168V169H230ZM12 169V168H11ZM144 169V170H143ZM166 169V170H165ZM170 169V170H169ZM184 169V170H183ZM195 169V170H194ZM252 169V170H251ZM260 169H261V171H262V173H260L261 171H260ZM12 170H14V169H12ZM12 170H11V172H9V177H8V175L4 172V171H2V174H0V177L2 178V177H5L4 178V180L5 181H1V180H3V179H1L0 178V185L1 184H5V188L3 187V185H1L0 187H1V189H0V191L2 192H0V195L2 194V195H5V199L6 200H4V196H2L1 195V198H3L2 200H4V201H1V205H3L4 207H5V209L7 210L8 208H10L11 206H13V207H11V208H13V209H8L7 210V214H8V211L10 212L8 215H4L5 217V219H11V217H13L14 215L15 216H18L19 218L22 216V212L24 211V209H23V205H21V204H24V201L26 200L27 201V197H31V195H32V197H33V195L37 192V189L38 188H34L33 187V189L31 188V191H29V190H27V193H26V195H25V193H24V190H22V189H24L23 188V185H22V183H24L25 182V180L23 179V175H22V172H21V174H20V172H18V173H16V171L15 172H12ZM93 169H91V171H92ZM140 170H142V173H143V175H144V172L143 171H145V170H147V171H149L150 170V172L152 173V174H154V175H152L151 173H149V174H151V176H149L148 174L145 176L146 178L148 177L149 178V180L148 179H145V177L142 175V173H140ZM154 170V171H153ZM158 172H156V171ZM171 170H173L172 172H171ZM197 173L196 174V176H197V178L199 179L198 181L200 182L199 183V185H198V188L200 189V187H201V191L203 192V189L204 188H207L208 187V189H204V192L206 191V192H208V194H206V192H205V194H202V192L200 191V193L198 192V194H195L196 196H198V195H201L200 197H201V199H199L200 197L198 196V204H197V202H194L193 203V201L191 200V199H188V198H186V197H189V196H191V193H197L196 192V190L197 189H195V187L196 186H193V182H191V175L193 174L194 175V173H192V172H194V171ZM202 170V169H201ZM225 170V171H224ZM230 170V171H229ZM237 170H238V172H239V170H240V172L238 173L237 172ZM246 170V171H245ZM248 170V171H247ZM256 170V169H255ZM254 170V171H255ZM129 171H127L126 172V176L128 175L127 173L129 172ZM167 171H169V172H167ZM175 171H176V173H175ZM202 172L203 173V175H202V173H200V172ZM217 171H218V173H217ZM228 171V172H227ZM241 171H242V174H240L241 173ZM258 171H259V173H260V175L258 174ZM5 173V176H3L4 175V173ZM88 172V171H87ZM94 172V171H93ZM131 172V171H130ZM130 172H129V174H130ZM154 172V173H153ZM225 172H226V174H230V175H228V177L230 178V179H228L227 178V175L225 174ZM243 172L246 174H243ZM248 172V173H247ZM91 173V172H90ZM146 173V172H145ZM171 173V174H170ZM174 175H173V174ZM187 173V174H186ZM199 173V174H198ZM222 173H223V175H224V177H222L223 175H222ZM253 173L256 175H254L257 179L255 180V177H253L252 175H253ZM15 174V175H14ZM19 174L21 175L20 177H18L19 176ZM23 174H24V172H23ZM88 174H89V172H88ZM96 174V173H95ZM167 174V175H166ZM181 174V175H180ZM186 174V175H185ZM221 176H220V175ZM2 175V176H1ZM13 175H14V177H13ZM18 175V176H17ZM160 176V177H158L157 178V176ZM169 175V176H168ZM172 175V177L170 178V176ZM177 175V177H179V178H177V180L179 181V182H183L184 183V185H186L185 186V188H188V186L189 187H191L192 189L191 190H189L188 189V191L190 192V193H180V192H178V191H175L176 189H174V188H172V187H170V186H172V184L174 185V187H175V184L177 183V181L175 182V176ZM179 175V176H178ZM185 175V176H184ZM200 175V176H199ZM202 175V176H201ZM245 175V178L243 177V176ZM239 176V177H238ZM240 176H241V178H240ZM258 176L259 177H261L260 179L258 178ZM13 179H12V178ZM142 177H144L143 178V180H142ZM154 178V180H152L151 178ZM182 177V178H181ZM186 177V178H185ZM193 177V176H192ZM194 177H195V175H194ZM194 177H193V179H192V181L194 180ZM200 177H204V178H200ZM20 180V183L18 182L19 180ZM21 178V179H20ZM127 178H131L130 177V175L127 177ZM158 179V183H157V179ZM159 178H162V179H160L159 180ZM175 178V179H174ZM181 178V179H180ZM196 178V177H195ZM223 178V179H222ZM226 178L228 179V180H226ZM253 178H254V180H253ZM89 179V180H90ZM165 179H166V181H165ZM202 179V180H201ZM218 179V180H217ZM221 179V180H220ZM251 179V180H250ZM259 179V181H257ZM9 180V181H8ZM22 180H23V182H22ZM100 180H101V178H100ZM135 180V179H134ZM146 181V182H143V181ZM151 180V181H150ZM161 180H162V182H161ZM172 180H173V182H172ZM204 180H205V182H204ZM231 180V181H230ZM250 180V181H249ZM14 181L16 182V183H14ZM150 181V182H149ZM166 183V185H165V183ZM194 181H196V180H194ZM204 182L203 183V185L204 186H207V187H202V182ZM22 182V183H21ZM149 182V184H147ZM169 182H170V184H169ZM189 184H188V183ZM229 182H231V183H229ZM245 182V181H244ZM14 183V184H13ZM17 183H18V185H19V188L17 187ZM78 183V184H77ZM152 183V186L154 185V187H152V191L149 189L150 187H151V184ZM160 183V184H159ZM163 185H162V184ZM172 183V184H171ZM186 183V184H185ZM218 183V184H219ZM221 183V184H222ZM11 184V185H10ZM79 184H81L84 188H82V190H80V188H79ZM91 184V185H90ZM130 184H129V186H130ZM145 184H147V186H149L148 187V191L146 190L145 191V187H147V186H143V185H145ZM157 184H159V186L157 185ZM217 184V185H218ZM220 184V185H221ZM257 184V185H258ZM9 185V186H8ZM13 185H14V187L16 188V189H19V190H21L22 191V194H21V191L19 192L18 190V193H20V196H19V194L17 195V192H16V189L15 188H13L14 190H13V192L10 190V189H12V187H13ZM20 185H21V188H20ZM177 185V184H176ZM180 185H182V183L180 184ZM195 185H197V183H195ZM201 185V186H200ZM223 185H221V186H223ZM234 185V186H233ZM253 185H252V187H253ZM257 185H255V187H257ZM7 186V187H6ZM12 186V187H11ZM90 186V187H89ZM95 186V187H94ZM161 186V187H160ZM167 186V187H166ZM194 188H193V187ZM224 186V189L225 188H227L228 189V187H225ZM38 187V186H37ZM76 187H78V188H76ZM96 189H94V188ZM156 187V188H155ZM157 187H158V190H159V192H158V190H157ZM218 187H219V185H218ZM255 187L252 189L253 191H251L250 193H249V195H252L253 193H255ZM4 188V189H3ZM10 188V189H9ZM41 188V187H40ZM44 188H45V186H44ZM44 188H41L42 189V191H43V189ZM87 188H88V190H89V192H88V190H87ZM91 188V189H90ZM101 188H102V190H101ZM153 188H155V189H153ZM167 188V191L168 192H166V191H164V189H166ZM169 188V189H168ZM172 188V189H171ZM197 188V187H196ZM84 189V190H83ZM223 189V188H222ZM221 189V190H222ZM223 189V190H224ZM5 190V191H4ZM7 190V191H6ZM8 190L10 191V193L12 192V193H14L13 194V197L15 198H13L12 197V195H11V197H12V199L13 200H11V197H10V193H9V195H7L8 194ZM39 190V189H38ZM91 190V191H90ZM93 190V191H92ZM105 190V191H104ZM114 190V191H113ZM161 190V191H160ZM193 190V191H192ZM195 190V191H194ZM217 190H218V192H217ZM223 190L222 191H220L221 193L223 192ZM44 191H45V189H44ZM86 191H87V194H86ZM96 191L98 192V193H96ZM103 191V192H102ZM127 191V192H126ZM149 191H151V192H149ZM162 191H164V193H162V197L160 196V194H161V192ZM169 191H171L172 193L170 194V192ZM174 191V192H173ZM192 191V192H191ZM225 191V190H224ZM29 192H31L30 194H28ZM33 192V193H32ZM101 192V193H100ZM123 192V193H122ZM203 192V193H204ZM217 192V194H218V196H217V194H215ZM249 192V191H248ZM5 193V194H4ZM11 193V194H12ZM74 193V192H73ZM108 193V194H107ZM173 193H174V195H173ZM180 193V196L182 195V196H184L183 198H181L178 194ZM90 194V195H89ZM92 194V195H91ZM93 194H94V196H93ZM96 194V195H95ZM104 194V195H103ZM167 194V195H166ZM187 194V195H186ZM190 194V195H189ZM214 194V195H213ZM29 195V196H28ZM86 196V199L88 200V196H89V200H91V201H89V203H88V201L86 202V200L83 198V200H85V202L83 201H79V200H81L82 199V196ZM100 195L102 196V197H100ZM130 196V197H128V196ZM170 195H173V196H171V197H169ZM189 195V196H188ZM204 195V196H203ZM205 195H206V197H205ZM210 195V196H209ZM7 196L8 197H10V199L9 198H7ZM24 196V197H23ZM61 196V195H60ZM81 196V197H80ZM84 196V197H85ZM92 196V197H91ZM113 196V197H112ZM165 196V197H164ZM166 196H167V198H166ZM177 196V197H176ZM18 197H21V198H18ZM23 197V198H22ZM62 198H63V196H61ZM60 197V198H61ZM65 197V196H64ZM79 197V198H78ZM96 197H97V199H96ZM122 197V198H121ZM128 197V198H127ZM145 197V198H144ZM148 197H150L149 199H150V201H149V199H148ZM154 198V199H151V198ZM160 200H158L157 198ZM172 197H174L173 199H176V200H173L172 199ZM176 197V198H175ZM208 197H209V199H208ZM215 197V198H214ZM1 198H0V200H1ZM74 198V199H73ZM81 198V199H80ZM114 198V199H113ZM132 198H133V200H132ZM179 198V199H178ZM184 198H186V200L184 199ZM205 198H206V201L208 202V204H207V202H206V204L204 203V201H205ZM19 199H22V200H19ZM25 199V200H24ZM64 199V198H63ZM78 199V200H77ZM111 199V200H110ZM125 199V200H124ZM127 199V200H126ZM166 199V200H165ZM184 199V200H183ZM208 199V200H207ZM211 199L213 200V201H211ZM11 200V201H10ZM17 200H19L20 202V205H21V207H20V205L18 204V201ZM29 200L31 201V199L29 198ZM96 200V201H95ZM100 200V201H99ZM109 200V201H108ZM113 200V201H112ZM119 200V201H118ZM163 200H164V202H163ZM178 200V201H177ZM183 200V201H182ZM190 200L192 201V202H190ZM12 201H14V202H12ZM26 201H25V203H26ZM77 201V203H75ZM79 201V202H78ZM105 201V202H104ZM115 201V202H114ZM124 201V202H123ZM138 203H137V202ZM162 201V202H161ZM167 201L169 202V203H167ZM185 201H187V202H185ZM12 202V203H11ZM28 202V201H27ZM66 202H68L67 204H66ZM69 202H71V203H69ZM98 202V203H97ZM109 202V203H108ZM131 202H132V204H131ZM135 202L137 203V204H135ZM160 202V203H159ZM166 202V203H165ZM172 202V203H171ZM15 203V204H14ZM17 203V204H16ZM78 203H81V204H83V203H85V205L88 203V205H91V207H84L83 205L81 206V204H78ZM92 203V204H91ZM95 204V206H94V204ZM101 203H103V204H101ZM119 203V204H118ZM163 203V204H162ZM171 203V204H170ZM179 203V204H178ZM190 203V204H189ZM192 203V204H191ZM199 203H201L202 205L200 206V208H202L201 210L198 208L199 206ZM203 203H204V205H203ZM11 204V205H10ZM98 204V205H97ZM105 204H107V205H105ZM112 206H111V205ZM117 204V205H116ZM154 204H155V208H153L154 207ZM169 204V205H168ZM174 204V205H173ZM176 204V205H175ZM186 204V205H185ZM187 204L189 205V206H187ZM18 205V207L19 208H17V210H16V206ZM53 205H51V206H53ZM59 205H61L60 207H59ZM65 205V206H64ZM97 205V206H96ZM100 205H101V207H100ZM103 205V206H102ZM115 205V206H114ZM135 205V206H134ZM138 205V207H136ZM163 205H164V207H163ZM174 207H173V206ZM8 206H10V207H8ZM53 206V207H54ZM58 206V207H57ZM71 206V207H70ZM75 206V207H74ZM122 206H126V208L125 207H122ZM171 206V207H170ZM198 206V207H197ZM64 207H65V210H64ZM77 207V208H76ZM83 209V210H81V208ZM96 207V208H95ZM103 207H104V209H103ZM112 207H113V209H115V210H113L112 209ZM117 209H116V208ZM133 207H134V209H133ZM186 207H188V208H186ZM66 208H68L67 210H66ZM71 208H73V209H71ZM87 208H89V210H90V208H91V210H93V211H89V210H86V212H88V213H91V215L93 216V218L94 219H92V217H91V219L89 218V214L87 213L86 214V212L84 211L85 209ZM102 208V209H101ZM129 208V209H128ZM140 208H142L143 210H144V212L142 211V209H140ZM176 210H175V209ZM182 208V209H181ZM198 210H197V209ZM15 209V210H14ZM22 209H23V211H22ZM58 209V210H59ZM98 209V210H97ZM110 209V210H109ZM118 209H120L119 211H118ZM139 209V210H138ZM169 209V210H168ZM186 209V210H185ZM18 210H20L19 212H18ZM61 210V209H60ZM75 210V211H74ZM78 210V211H77ZM126 210V211H125ZM129 210L132 212V214H131V212H129ZM137 210L141 213H138L137 212ZM163 210V211H162ZM168 210V211H167ZM171 210V211H170ZM183 210V211H182ZM188 210V211H187ZM195 210V211H194ZM11 211H12V214H11ZM15 211V212H14ZM22 211V212H21ZM82 211V212H81ZM85 213H84V212ZM100 211V212H99ZM104 211H106L107 213H104ZM118 211V212H117ZM125 211V212H124ZM166 211V212H165ZM177 211V212H176ZM200 211V212H199ZM14 212V213H13ZM69 212V213H68ZM92 212H94V213H92ZM136 214V215H134L133 216V214L134 213ZM143 212V213H142ZM170 212V213H169ZM174 212V213H173ZM216 212V211H215ZM18 213V214H17ZM71 213H72V215H71ZM75 213V214H74ZM96 213V214H95ZM98 213V214H97ZM104 213V214H103ZM113 213V214H112ZM130 213V214H129ZM162 213H164V215L162 214ZM167 213H169V214H167ZM172 213V214H171ZM182 213V214H181ZM203 213V214H202ZM17 214V215H16ZM24 214V213H23ZM71 216H70V215ZM81 214H82V216H84L85 217V219H86V217L87 218H89L88 220H87V222H89V224H86L85 225V227H87L88 229H86V228H84V227H82V225L79 223V221H80V219L82 218V216H81ZM86 214V215H85ZM103 214V215H102ZM115 214H116V216H115ZM119 214V215H118ZM127 214V215H126ZM129 214V215H128ZM143 214V215H142ZM160 214H161V216H160ZM90 215V216H91ZM101 215V216H100ZM114 215V216H113ZM138 215V216H137ZM140 215V216H139ZM144 215H146V216H144ZM171 215V216H170ZM198 215V216H197ZM200 215H201V217H200ZM8 216V217H7ZM14 216V217H15ZM69 216V217H68ZM97 216V217H96ZM102 216H105V217H102ZM127 216H129V217H127ZM18 217H15L16 219H18ZM76 217V218H75ZM79 217V218H78ZM83 217V218H84ZM96 217V218H95ZM135 217H137L138 219H136ZM141 217H143V218H141ZM147 217V218H146ZM161 217H163V218H161ZM4 218H2V219H4ZM14 218V219H15ZM75 218V219H74ZM82 218V219H83ZM101 218V219H100ZM103 218V219H102ZM106 218V219H105ZM109 218V219H108ZM113 218V219H112ZM116 218V219H115ZM118 218V219H117ZM141 218V219H140ZM170 218V219H169ZM64 220L63 222L61 221L60 222V220ZM77 219V222H76V224H75V226H74V223H75V220ZM108 219V220H107ZM113 220V222H112V220ZM121 219H122V222H121ZM132 219V220H131ZM141 220V223L139 222L140 220ZM145 219V220H144ZM148 221H147V220ZM172 219V220H171ZM175 219V220H174ZM177 219L179 220V222L177 221ZM198 219V220H197ZM20 220V219H19ZM74 220V221H73ZM79 220V221H78ZM92 220V222H90ZM99 220V221H98ZM110 220V221H109ZM135 220V221H134ZM137 220V221H136ZM164 220V221H163ZM262 220H264V210H263V213H262V217H261V219H260V221H262ZM4 221H6V220H3V222ZM150 221V222H149ZM198 221V222H197ZM60 222V223H59ZM96 222V223H95ZM98 222V223H97ZM100 222V223H99ZM164 222V223H163ZM170 222H171V224H170ZM172 222H174V223H172ZM6 223V222H5ZM73 223V224H72ZM77 223H79V224H77ZM92 223V224H91ZM93 223H95V224H93ZM110 223V224H109ZM114 223H116V224H114ZM129 223V224H128ZM184 223H185V225H184ZM189 223V224H188ZM195 225H194V224ZM59 224H61V225H59ZM91 224V225H90ZM113 224H114V226H113ZM128 224V225H127ZM144 224V225H143ZM150 224V225H149ZM164 224H165V226H164ZM178 224V225H177ZM54 225H55V227H54ZM80 227H82V228H80ZM94 227H93V226ZM104 225V226H103ZM116 225H117V227H116ZM143 225V226H142ZM149 225V226H148ZM193 227H192V226ZM70 226H72V227H70ZM74 226V227H73ZM78 226V227H77ZM107 226V227H106ZM114 228H113V227ZM122 226H123V228H122ZM132 226V227H131ZM160 226L162 227V228H160ZM169 226V227H168ZM171 226L173 227V228H171ZM175 226H179L178 228H179V230H178V228L177 227H175ZM191 226V227H190ZM52 227H54V228H52ZM92 228V229H94V232L96 233V234H94V232H93V230H92V233H90L91 232V229L89 230V228ZM100 228V229H98L97 230V228ZM106 227V228H105ZM137 229H136V228ZM138 227H140V228H138ZM144 227V228H143ZM155 227V228H154ZM167 227V228H166ZM180 227H182V228H180ZM188 227V228H187ZM190 227V228H189ZM109 228H110V232L111 233H109ZM143 228V229H142ZM161 229V230H157V229ZM175 228V229H174ZM177 228V229H176ZM196 228V229H195ZM79 229V230H78ZM104 229H106L105 231H104ZM113 229V230H112ZM119 229V230H118ZM133 229V230H132ZM142 229V230H141ZM147 229V230H146ZM154 229V230H153ZM173 229H174V231H173ZM182 229V230H181ZM193 229V230H192ZM48 231V232H50L49 233V235L51 234L52 236H53V231ZM78 230V231H77ZM87 230H89V232H87L86 233V231ZM97 232H96V231ZM116 230V231H115ZM151 230V231H150ZM167 230V231H166ZM177 230V231H176ZM181 230V232L183 233H181V232H178V231H180ZM55 231V230H54ZM83 233H82V232ZM85 231V232H84ZM149 231V232H148ZM160 231L162 232V233H160ZM165 231L167 232V233H165ZM79 232V233H78ZM105 232V233H104ZM108 232V233H107ZM119 232V233H118ZM128 232V233H127ZM133 232H134V234H133ZM138 232V233H137ZM152 234H151V233ZM156 232V233H155ZM170 232H171V234H170ZM174 232V233H173ZM178 232V233H177ZM191 232V233H190ZM202 232V231H201ZM82 235H81V234ZM116 233V234H115ZM157 233H158V235H157ZM163 233H165V235L166 234H168V235H166V237H164L165 235H162ZM192 233H193V235H192ZM196 235H195V234ZM263 233V234H262ZM262 233H259V234H261V235H259V234H256V236L254 235V240L253 241H250L249 243H247L246 244V246L244 247V249H243V251H245V252H243V253H239L240 255H239V257L237 258V259H232V258H229L228 259V256L226 257V258H224V260L226 259V261H222L223 262V264H225V262H226V264H234V262H235V264H264V255H262L263 253H264V230H263V232ZM48 233H46V235H44V238H45V236H48L47 235ZM90 234V235H89ZM93 234V235H92ZM98 234V235H97ZM102 234V235H101ZM111 234L113 235V236H111ZM132 234H133V236H132ZM147 234V235H146ZM156 234V235H155ZM181 234V235H180ZM206 234V235H205ZM85 235V236H84ZM87 235V236H86ZM92 235V236H91ZM100 235V236H99ZM105 235V236H104ZM110 235V236H109ZM125 235V236H124ZM153 235V236H152ZM172 236V238H173V242L171 241L172 240V238L171 237H169V236ZM179 235V236H178ZM183 235V236H182ZM191 237H190V236ZM85 238H84V237ZM95 236V237H94ZM107 236V238L105 239V237ZM115 236H117V239L115 238ZM139 237V238H137V237ZM156 236H158V237H156ZM80 237H82L81 239H80ZM109 237V238H108ZM148 237V240L146 239ZM151 237V238H150ZM155 237H156V240H155ZM162 237H163V239H162ZM178 237V238H177ZM200 237V238H199ZM204 237L206 238V239H204ZM256 237H257V240H256ZM47 238V237H46ZM49 238H51V237H49ZM53 238V237H52ZM91 238L93 239V241L91 240ZM96 238H99L98 240L96 239ZM100 238H102V240L100 239ZM111 238V239H110ZM126 238H127V240H126ZM161 238V239H160ZM169 238V240H164V239H168ZM170 238H171V240H170ZM176 238V239H175ZM186 238V239H185ZM202 238V239H201ZM261 238V239H260ZM86 239V241H84ZM88 239V240H87ZM105 239V240H104ZM108 239V240H107ZM113 239V240H112ZM139 239V240H138ZM185 241H184V240ZM203 240V241H201V240ZM81 240H82V242H81ZM90 240V241H89ZM100 240V241H99ZM112 240V241H111ZM124 240H126V241H124ZM143 240V241H142ZM152 240H154V241H152ZM159 240L161 241V242H159ZM88 241V242H87ZM107 243H106V242ZM110 241V242H109ZM125 242V244H124V242ZM133 241V242H132ZM139 241H141V242H139ZM166 241V242H165ZM184 241V242H183ZM65 242V243H64ZM98 242V244H96ZM101 242H103V243H101ZM112 242H114V243H112ZM138 242V243H137ZM155 242H156V245H155ZM158 242V243H157ZM169 244H168V243ZM182 242V243H181ZM186 242V243H185ZM252 242V243H251ZM49 243V244H48ZM53 243H55V244H53ZM63 243H64V245H63ZM67 243V244H66ZM93 243V244H92ZM118 243V244H117ZM132 243V244H131ZM137 245H136V244ZM143 243V244H142ZM162 243V244H161ZM183 243H185V244H183ZM203 243V244H202ZM205 243V244H204ZM257 243V246L255 245ZM60 244H61V246H60ZM89 244H90V246H89ZM96 246H95V245ZM103 245V247L101 246V245ZM115 245V247H114V245ZM119 244H123V246H118ZM157 244H159V245H157ZM192 244V246H194ZM253 244V245H252ZM260 244V245H259ZM262 244V245H261ZM52 245V246H51ZM63 245V246H62ZM71 245H72V247H71ZM79 245H80V247H79ZM82 245V246H81ZM85 245V246H84ZM98 245V246H97ZM132 245V246H131ZM163 245H164V248H163ZM166 245V246H165ZM258 245H259V249H261L260 247L262 246V249L261 250H263L262 251V254L260 253L259 254V249H258ZM51 246V247H50ZM57 246V247H56ZM77 246V247H76ZM92 246V247H91ZM100 246V247H99ZM107 246H108V250L106 251V253H105V250L104 249H106L107 248ZM116 246H118V249L120 250H118L117 249V247ZM199 246V245H198ZM224 246V245H223ZM221 246V248H223V250L224 249H226L227 247H229V246ZM248 246V248H246ZM53 247V248H52ZM82 247H84L85 248V250H84V248H82ZM89 247H91V248H89ZM95 247V248H94ZM97 247V248H96ZM99 247V248H98ZM111 247V248H110ZM123 247V248H122ZM126 247V248H125ZM128 247V248H127ZM141 249H140V248ZM142 247H143V249H142ZM253 247V248H252ZM257 247V248H256ZM42 248V247H41ZM44 248V247H43ZM50 248H52V249H50ZM65 248H68V250L67 249H65ZM75 249V250H73V249ZM77 248V249H76ZM80 248V249H79ZM89 248V249H88ZM114 250H113V249ZM135 248V249H134ZM153 248H155V249H152ZM160 248V249H159ZM205 249V250H203V249ZM1 249V248H0ZM88 249V250H87ZM94 249H96V250H94ZM98 249V250H97ZM121 249H122V251L123 252H121ZM138 249H140V250H138ZM168 249V250H167ZM171 249V248H170ZM246 249H248V252H247V250ZM257 249V250H256ZM137 250V251H136ZM149 250V251H148ZM155 250V251H154ZM162 250V251H161ZM198 250V251H197ZM69 251V252H68ZM72 251V252H71ZM85 251V252H84ZM88 251V252H87ZM142 251H143V253H142ZM154 251V252H153ZM159 252V254H158V252ZM167 251H168V253H167ZM256 251V252H255ZM51 252V253H50ZM84 252V253H83ZM89 252H91V253H89ZM95 253V254H93V253ZM103 252V253H102ZM139 252H140V254H139ZM148 252V253H147ZM150 252V253H149ZM161 252V253H160ZM162 252H163V254H162ZM201 252V253H200ZM203 252V253H202ZM251 252V253H250ZM257 252H258V254H257ZM99 253V254H98ZM101 253V254H100ZM108 253H109V256L112 258V259H110V258H108L109 256H107L108 255ZM112 253H113V255H112ZM122 253V254H121ZM124 253H126V254H124ZM152 253V254H151ZM245 253V254H244ZM253 253V254H252ZM255 253V254H254ZM61 254H62V256H61ZM70 256H69V255ZM81 256H80V255ZM116 254V255H115ZM155 254V255H154ZM167 254V255H166ZM242 254V255H241ZM247 254V255H246ZM257 254V255H256ZM50 255V256H49ZM73 255H75V256H77L76 258H75V256H73ZM87 255V256H86ZM105 257H104V256ZM120 255V256H119ZM169 255L173 258H171V257H169ZM252 257H251V256ZM259 255H261V256H259ZM54 256V257H53ZM73 256V257H72ZM89 256H92V257H89ZM119 256V257H118ZM129 256V257H128ZM141 256V257H140ZM155 256H157V257H155ZM161 256V257H160ZM167 258H166V257ZM226 256V255H225ZM224 256V257H225ZM245 256H247V257H245ZM261 257V261L262 262H260V258L259 257ZM62 257V258H61ZM79 257V258H78ZM81 257V258H80ZM114 257V258H113ZM122 259H121V258ZM134 257V258H133ZM159 257H160V260H159ZM214 257V256H213ZM243 257V258H242ZM250 257V258H249ZM256 257H258V258H255ZM49 258H50V260H49ZM55 258V259H54ZM57 258H59V259H57ZM67 259V260H69V261H67V260H65V259ZM92 258V259H91ZM103 260H102V259ZM156 258H158L157 259V261H156ZM162 258V259H161ZM166 258V259H165ZM212 258V257H211ZM210 258V259H211ZM52 259V260H51ZM65 261H64V260ZM75 259V260H74ZM78 259V260H77ZM84 259V260H83ZM86 259V260H85ZM88 259V260H87ZM110 259V263H108V260ZM132 259V260H131ZM175 259V260H174ZM200 259V260H199ZM205 259V260H204ZM232 259V260H231ZM241 259V260H240ZM244 259V260H243ZM246 259H248V260H246ZM48 260H49V262H48ZM60 260V261H59ZM63 260V261H62ZM74 260V261H73ZM82 260V261H81ZM90 260V261H89ZM148 260H150L149 262H148ZM163 260V261H162ZM167 260V261H166ZM179 260V261H178ZM229 260V261H228ZM45 261V262H44ZM54 261V262H53ZM72 261V262H71ZM113 261V262H112ZM119 263H118V262ZM170 261H172V262H170ZM227 261H228V263H227ZM232 262V263H229V262ZM239 261V262H238ZM241 261V262H240ZM74 262V263H73ZM87 262V263H86ZM89 262V263H88ZM125 262V263H124ZM140 262V263H139ZM156 262V263H155ZM160 262V263H159ZM168 262V263H167ZM199 262V263H198ZM221 262V263H222ZM248 262V263H247ZM255 262H257V263H255ZM162 263V264H163ZM190 263H188V264H190ZM193 263V264H194Z\"/></svg>",
    "mask_w": 264,
    "mask_h": 264
},
{
    "label": "bare ground",
    "instance_id": "obj_2",
    "mask_svg": "<svg viewBox=\"0 0 264 264\" xmlns=\"http://www.w3.org/2000/svg\"><path fill=\"white\" fill-rule=\"evenodd\" d=\"M7 1V0H6ZM15 1H17L18 2V0H15ZM15 1H13L12 0V4L14 3V4H17V3H15ZM26 1V0H25ZM29 0H27V2H28ZM35 1H39V0H35ZM41 1V0H40ZM45 1V0H44ZM48 1H50V0H48ZM56 1V0H55ZM59 2H61V1H63V0H58ZM67 1V0H66ZM65 1V3H67ZM101 1V0H100ZM103 1V0H102ZM129 1V0H128ZM146 1V0H145ZM170 1V0H169ZM178 1V0H177ZM187 1V0H186ZM205 1V0H204ZM203 1V2H204ZM219 1V0H218ZM223 1H225V0H222V1H220V2H222V4H223ZM231 1H234V4L236 5L237 4V2H235V1H238L239 2V6H241V7H238V9L240 8H242V7H244L245 8V11H247L246 9L248 8L249 9V11H250V7H252V6H254V5H256V4H254V5H252V6H250L251 4H249V3H245V2H243L242 3V0H230V2ZM241 1V2H240ZM244 1V0H243ZM251 1V0H250ZM2 2H3V0H2ZM1 2V3H2ZM30 2H32L31 3V5L32 4H34L33 3V1H30ZM29 2V3H30ZM69 2V1H68ZM87 2V1H86ZM171 2H172V0H171ZM173 2H174V0H173ZM180 2V1H179ZM182 2H184V0L182 1ZM181 2V3H182ZM208 2H210V0L208 1ZM213 2H214V0H213ZM216 2V1H215ZM214 2V3H215ZM227 7L229 6V0H227ZM0 3V4H1ZM4 3V2H3ZM2 3V4H3ZM18 3H21L20 1L18 2ZM28 3V4H29ZM45 3V2H44ZM61 3H63V2H61ZM64 3V5H66ZM70 3V2H69ZM134 3V2H133ZM202 3V2H201ZM207 3V2H206ZM232 3V2H231ZM230 3V4H231ZM5 4H7V2H5ZM4 4V5H5ZM8 4H10V3H8ZM14 4H13V6H14ZM23 4H25V2L23 3L22 2V6H24ZM36 4H37V2H36ZM52 4V3H51ZM56 4H58L59 5V3L57 2ZM72 4H74V2L72 3ZM86 4V3H85ZM89 4V3H88ZM183 4V3H182ZM191 4V3H190ZM203 4V3H202ZM219 4H221V3H219ZM222 4H221V6H222ZM244 4H246V5H244ZM262 4V3H261ZM263 4H264V2H263ZM25 5H27V4H25ZM42 5V4H41ZM40 5V6H41ZM46 5H47V7H46V9L49 11L50 9H49V7L51 8V6L49 5V4H47V2H46ZM53 5H54V3H53ZM62 5V4H61ZM61 5H59V6H61ZM76 5V4H75ZM75 5H73V8H74V6ZM94 5V4H93ZM128 5V4H127ZM168 5H171V9H172V6H173V4H168ZM178 5H179V7H180V4L178 3ZM178 5L176 6L175 5V7H178ZM184 5H187V2H186V4H184ZM206 5V4H205ZM210 5V4H209ZM233 4H231V6H232ZM12 6V7H13ZM21 6V7H22ZM30 6V5H29ZM38 6H39V4H38ZM39 6V7H40ZM42 6H44V4L42 5ZM49 6V7H48ZM55 6V5H54ZM68 6H69V4H68ZM182 6V5H181ZM191 6H193V5H191ZM201 6H203V5H200V9H204V11H205V6H203V8H201ZM207 6V8L209 7L208 5H206ZM217 6H218V4H217ZM217 6H215V7H217ZM225 6H226V1H225ZM234 6V5H233ZM247 6V7H246ZM8 7V6H7ZM9 7H11L10 5H9ZM15 7V6H14ZM18 7V5L16 6V8ZM21 7H19V9L21 8ZM27 8H23V10H25V9H28V5L26 6ZM31 7V6H30ZM38 7V8H39ZM57 7V6H56ZM65 7V6H64ZM72 6L70 5V7H69V10H72V9H70ZM82 7V6H81ZM89 7V6H88ZM87 7V8H88ZM118 7V6H117ZM122 7V6H121ZM146 7V6H145ZM169 7V6H168ZM174 6H173V8H175ZM189 7H190V5H189ZM189 7H188V5H187V8H185V12L187 13V10L186 9H188V10H190V13H192L191 12V9H189ZM210 7H212L211 5H210ZM209 7V8H210ZM213 7H214V4H213ZM237 7V6H236ZM256 8L258 7V5L257 6H255ZM2 8H4V7H2ZM36 8V6H34V9ZM45 8V7H44ZM58 8H60V7H58ZM77 8H79L78 10H80L81 11V8L80 7H78V6H76V9ZM111 8H112V6H111ZM183 8V7H182ZM181 8V9H182ZM183 8V9H184ZM193 8V7H192ZM197 8H198V6H197ZM206 8V11H208V9ZM218 8H219V10L221 9L222 11H224V12H226V10L227 11H229V8L227 9H225L224 10V8L222 7V8H220V6H218ZM230 8H232V7H230ZM233 8H235V7H233ZM244 8H242V10L241 11H244L243 9ZM256 8H254V10L256 9ZM260 8V7H259ZM40 9H41V7H40ZM53 9H56V8H53ZM52 9V10H53ZM68 9V8H67ZM117 9H120V8H117ZM127 9V8H126ZM176 9V8H175ZM181 9L179 8V12H183V11H181ZM195 9V8H194ZM237 9V8H236ZM237 9V10H238ZM263 9V12L262 11H260L263 15H264V8H262ZM5 10V9H4ZM9 10V9H8ZM11 10V9H10ZM17 10V9H16ZM29 10H30V8H29ZM28 10V11H29ZM36 10V9H35ZM42 10V9H41ZM74 10V9H73ZM122 10V9H121ZM170 10V9H169ZM173 10V9H172ZM220 10V11H221ZM260 10V9H259ZM259 10L257 9L256 11H258L259 12ZM7 11V10H6ZM20 11V10H19ZM46 11V10H45ZM47 11V12H48ZM56 11V10H55ZM62 13H65L66 11H64V9L62 8ZM108 11H110V10H108ZM118 11V10H117ZM123 11V10H122ZM131 11V10H130ZM151 11V10H150ZM194 13L195 12H197V10L195 11V10H192ZM199 11V10H198ZM204 11H203V13L202 14H205L204 13ZM213 11V10H212ZM231 11V10H230ZM252 11V10H251ZM250 11V12H251ZM3 11H1V13H2ZM9 11H7L5 14H7ZM17 13H18V11H16ZM20 12H22V11H20ZM19 12V13H20ZM23 12H25V11H23ZM27 12V11H26ZM30 12V11H29ZM31 12H32V8H31ZM30 12V13H31ZM39 12H41V11H39ZM50 12V11H49ZM57 12V11H56ZM56 12H53V13H56ZM59 12L61 13V11H60V9H59ZM59 12H57L59 15H60V13ZM68 12V11H67ZM69 12H71V11H69ZM119 12V11H118ZM145 12V11H144ZM175 12V11H174ZM189 12V11H188ZM200 12V11H199ZM199 12H197L198 14H200ZM209 12V11H208ZM216 12V11H215ZM233 12V11H232ZM231 12V13H232ZM257 12V13H258ZM260 12L258 13V14H260ZM0 13V14H1ZM4 13V12H3ZM10 13V15H9V17L11 18L12 17V20L14 21L15 19L17 20V18L14 16V15H16V16H18V14H14L13 13V11H12V14H11V12H9ZM42 13H44L45 14V12H43L42 11ZM41 13V14H42ZM52 13V14H53ZM74 13V12H73ZM77 13V12H76ZM75 13V14H76ZM120 13V12H119ZM132 13V12H131ZM136 13V12H135ZM177 13V12H176ZM184 13V12H183ZM207 13V12H206ZM214 13V12H213ZM227 13V12H226ZM4 14V16H6ZM35 14H37V13H35ZM40 14V13H39ZM48 14V13H47ZM51 14V13H50ZM51 14V15H52ZM75 14H72V15H75ZM126 14V13H125ZM162 14V13H161ZM193 14V13H192ZM191 14V15H192ZM211 14H212V12L210 11V16H211ZM217 14H218V12H217ZM225 14V13H224ZM233 14V13H232ZM257 14V16H260V15H258ZM3 14H1V17H4V16H2ZM8 15V14H7ZM13 15V16H12ZM50 15V16H51ZM56 15V14H55ZM62 15V14H61ZM61 15H60V17H61ZM64 15V14H63ZM67 15V17L69 16L68 14H66ZM84 15V14H83ZM123 15V14H122ZM129 15V14H128ZM140 15V14H139ZM164 15V14H163ZM196 15V14H195ZM263 15H261V18L262 17H264ZM24 15H22L21 14V16L19 15L18 17H20V18H23L22 19V21H21V19L19 20L18 19V21L19 22H15V23H21L22 22V24L25 22V21H27L28 20V23H29V20H31V19H26L25 17H23ZM26 16V15H25ZM39 16V15H38ZM42 16V15H41ZM40 16V17H41ZM47 16V15H46ZM52 16H54V15H52ZM57 17H58V15H56ZM71 16V15H70ZM69 16V17H70ZM102 16V15H101ZM165 16V15H164ZM169 16V15H168ZM173 16V15H172ZM185 16V15H184ZM183 16V17H184ZM186 16H187V14H186ZM185 16V17H186ZM188 16H189V14H188ZM193 16V15H192ZM197 16H200L201 17V14L200 15H197ZM196 16V17H197ZM215 16V15H214ZM223 16H226V15H223ZM233 16H235L234 14H233ZM7 18L6 17V19H9V20H11L10 18ZM13 17H15V18H13ZM43 17V16H42ZM45 17V16H44ZM43 17V19H45ZM48 17H49V15H48ZM57 17H56V19H57ZM63 17V16H62ZM72 17V16H71ZM70 17V18H71ZM74 17V16H73ZM72 17V18H73ZM75 17H78V16H75ZM80 17V16H79ZM78 17V18H79ZM156 17V16H155ZM158 17V16H157ZM173 17H175V16H173ZM195 16L193 17L194 18V20H195V18H196ZM205 16H202V18L204 19V21L203 22H205V18L206 17H208V15L204 18ZM216 17H218V16H216ZM31 18V17H30ZM35 18V17H34ZM189 18H191L190 16H189ZM209 18V17H208ZM207 18V19H208ZM211 18V17H210ZM212 18H213V15H212ZM229 18H231V17H229ZM233 18H238V17H233ZM232 18V19H233ZM240 18V17H239ZM257 18H259V17H257ZM3 19V18H2ZM1 19V20H2ZM5 19V18H4ZM4 19H3V22H4ZM6 19H5V22H6ZM51 19V18H50ZM137 19V18H136ZM178 19V18H177ZM184 19V18H183ZM192 19V18H191ZM200 19V18H199ZM215 19V18H214ZM228 20L229 22L230 21H233V20ZM244 19V18H243ZM242 19V21H247V20H243ZM255 19V18H254ZM260 19V18H259ZM1 20H0V25H1ZM8 20V21H9ZM24 20V21H23ZM35 20V19H34ZM42 20V19H41ZM47 19H45V21H46ZM55 20V19H54ZM60 20V19H59ZM66 20V19H65ZM78 20V19H77ZM109 20V19H108ZM129 20V19H128ZM174 20V19H173ZM197 20V19H196ZM208 20H210L209 22H212V21H214V20H212V19H208ZM208 20L206 21V22H208ZM216 20H218V18L216 19ZM225 20V19H224ZM223 20V21H224ZM236 20V19H235ZM249 20V19H248ZM264 20V19H263ZM13 21H11V23L13 22ZM21 21V22H20ZM33 21V20H32ZM37 20H35V21H33V23L30 25V26H33V27H35V25H36V27L38 28V27H40V29H41V26H42V24H44V22L41 24L39 21H37ZM43 21V20H42ZM64 21V20H63ZM169 21V20H168ZM176 21V20H175ZM180 21V20H179ZM185 21V20H184ZM191 21H193V20H191ZM197 21H199V20H197ZM219 21V20H218ZM227 21V20H226ZM241 21V20H240ZM252 21V20H251ZM70 22V21H69ZM80 22V21H79ZM130 22V21H129ZM183 22V21H182ZM209 22L208 23H206L207 25H209ZM217 22V21H216ZM221 22V21H220ZM229 22H227L228 23V25L230 26V27H232V29L233 28H235V29H237L238 27H239V29H240V26H237L239 23V20L237 21V23H235V21H233V22H231L230 24H229ZM248 22H250V21H248ZM258 22H259V20H258ZM8 23V22H7ZM5 24V25H8V24ZM25 23H27V22H25ZM27 23V24H28ZM53 23V22H52ZM63 23V22H62ZM76 23V22H75ZM74 23V24H75ZM77 23H78V21H77ZM76 23V24H77ZM194 23V22H193ZM195 23H196V21H195ZM215 23V22H214ZM213 22H212V24H214ZM218 23V22H217ZM216 23V24H217ZM243 23H245V22H243ZM13 24H14V22H13ZM30 24V23H29ZM46 24V23H45ZM44 24V25H45ZM47 24H48V22H47ZM47 24L45 25V26H47ZM66 24V23H65ZM97 24V23H96ZM117 24V23H116ZM125 24V23H124ZM219 24V23H218ZM224 25H225V22L223 23ZM237 24V25H236ZM241 24V23H240ZM248 24V23H247ZM252 24V23H251ZM250 24V25H251ZM263 24V23H262ZM9 25H10V23H9ZM16 25V24H15ZM15 25H13V27L15 26ZM20 25V24H19ZM100 25V24H99ZM106 25V24H105ZM108 25V24H107ZM113 25V24H112ZM211 25V24H210ZM220 25H221V23H220ZM219 25V26H220ZM2 26V25H1ZM0 26V32L1 33H3L4 34V36H5V34L7 35L8 34V37H7V39L9 38V40H7L6 38V40L8 41V42H10L9 43V46H12V47H14V48H16V49H19V48H21V47H23V48H29L28 47V45L30 44L29 43V41H32V39L31 40H29L30 38H28V39H26L27 38V36L24 38V37H22V36H24V35H19L18 34V31L20 30H18L17 31V29H16V31H17V33H16V31L14 32V30L11 28L10 29V26H2L1 27ZM17 26V25H16ZM29 25L27 26L26 25V27H27V29L30 27ZM44 26V27H45ZM65 26V25H64ZM72 26V25H71ZM70 26V27H71ZM96 26V25H95ZM98 26V25H97ZM104 26V25H103ZM115 26V25H114ZM183 26V25H182ZM201 26V25H200ZM214 26V25H213ZM217 26V25H216ZM227 26V25H226ZM258 27H259V24L257 25ZM260 26H262V25H260ZM20 28L22 27V30L24 29L23 28V25L22 26H19ZM48 27V26H47ZM47 27H45V28H47ZM77 27V26H76ZM94 27V26H93ZM99 27V26H98ZM101 27V26H100ZM134 27V26H133ZM167 27V26H166ZM188 27V26H187ZM202 27V26H201ZM224 27V26H223ZM223 27H221V28H223ZM250 27V26H249ZM251 27H253V26H251ZM255 27V26H254ZM258 27H256V28H258ZM262 27H264V26H262ZM16 27H14V29H15ZM18 28V27H17ZM42 28H43V26H42ZM72 28V27H71ZM97 28V27H96ZM106 28V27H105ZM112 28H113V26H112ZM115 28V27H114ZM121 28V27H120ZM189 28H190V26H189ZM197 28H199L198 26H197ZM203 28H206V27H203ZM202 28V29H203ZM209 28V27H208ZM218 28V27H217ZM220 28V29H221ZM242 28V27H241ZM31 29H33V28H31ZM35 29V28H34ZM80 29V28H79ZM150 29V28H149ZM158 29V28H157ZM212 29V28H211ZM227 29H229V30H232L231 28H227ZM244 29V28H243ZM252 29H254V28H252ZM21 30V31H22ZM46 30V29H45ZM45 30L43 29V31L42 30H38V32L39 33H41V34H43V33H47V35H48V33L49 32H45ZM103 30V29H102ZM116 30V29H115ZM120 30V29H119ZM130 30V29H129ZM135 30V29H134ZM193 30V29H192ZM214 30V29H213ZM218 30V29H217ZM257 30V29H256ZM255 30V31H256ZM26 30H24L23 32H25ZM31 30H29V32H30ZM33 31V33L35 32V30H32ZM37 31V30H36ZM47 31V30H46ZM56 31H58V30H55V31H53V33L55 32V36H54V34H52L53 36H54V39L56 40H59V35L57 36V34H64V33H62V32H58L57 34H56ZM105 31V30H104ZM131 31H132V29H131ZM130 31V32H131ZM159 31V30H158ZM200 31V30H199ZM204 31V30H203ZM211 31V30H210ZM226 31V30H225ZM234 32L235 31H237V30H233ZM238 31H240V30H238ZM244 31V30H243ZM247 31V30H246ZM255 31H253V32H255ZM259 31V30H258ZM28 32V31H27ZM37 32V33H38ZM51 32V31H50ZM116 32V31H115ZM198 32V31H197ZM245 32V31H244ZM250 32H252L250 29H249V31H248V33H250ZM32 33V34H33ZM37 33H35V35H37ZM120 33V32H119ZM143 33V32H142ZM204 33H206V32H204ZM210 33V32H209ZM208 33V34H209ZM213 33L214 32H212L211 34L213 35ZM240 32H238V35H240L239 34ZM257 33H259V32H257ZM256 33V34H257ZM261 33V32H260ZM259 33V34H260ZM24 34V33H23ZM50 35H51V33H49ZM88 34V33H87ZM128 34H129V32H128ZM127 34V35H128ZM160 34V33H159ZM215 34V33H214ZM219 34H221L220 32H219ZM229 34V33H228ZM236 34V33H235ZM247 34V33H246ZM259 34H257V35H259ZM29 35V34H28ZM66 35H68L69 37H66ZM121 35V34H120ZM123 35H125V34H123ZM127 35H125V37L127 36ZM131 35H132V33H131ZM218 35V33H216V35H213V36H216V38L218 37L217 36ZM226 34H224V36H225ZM230 36H231V34H229ZM229 35H226V36H228L229 37ZM261 35H264V34H261ZM3 36V35H2ZM2 36H1V38H2ZM4 36H3V38L1 39V40H3L4 39ZM30 36H32V35H29V37ZM41 36V35H40ZM42 36H44V37H46L44 34L42 35ZM61 36V35H60ZM72 36V35H71ZM129 36V35H128ZM194 36V35H193ZM223 35H222V38L224 37ZM225 36V37H226ZM245 36H249V35H245ZM56 37H59V38H56ZM63 37V39H65L64 41H63V39H61L62 41H63V44L64 43H66V41L67 40H69L68 38H70V35L69 34H65V36H62ZM61 37V38H62ZM64 37H66V38H64ZM124 37V36H123ZM122 37V38H123ZM147 37V36H146ZM158 37V36H157ZM170 37V36H169ZM192 37V36H191ZM200 37V36H199ZM208 37H210V36H208ZM219 37H221L220 35H219ZM262 36H260V38H261ZM52 38V37H51ZM75 38V37H74ZM121 38V39H122ZM128 38V37H127ZM130 38H131V36H130ZM129 38V39H130ZM162 38V37H161ZM196 38V37H195ZM229 38H234L233 36L232 37H229ZM229 38H227L228 40V42H231L232 40H230L229 41ZM256 38V37H255ZM259 38V37H258ZM263 38L264 37H262L261 38V40L263 41ZM49 39V38H48ZM47 39V43H48V40ZM53 39V38H52ZM52 39L50 40L51 41V43L53 42L52 41ZM67 39V40H66ZM71 39V38H70ZM132 39H133V37H132ZM183 39V38H182ZM221 39V38H220ZM29 40V41H28ZM75 40H77L76 38H75ZM80 40V39H79ZM79 40H77V41H79ZM128 40V39H127ZM167 40V39H166ZM224 40V39H223ZM235 40V39H234ZM239 40V39H238ZM241 40V39H240ZM245 40V39H244ZM258 40V39H257ZM5 41V40H4ZM3 41V42H4ZM34 41V40H33ZM32 41V42H33ZM60 41V40H59ZM61 41V42H62ZM139 41V40H138ZM206 41V40H205ZM209 41V40H208ZM226 41V40H225ZM249 41V40H248ZM2 42V43H3ZM8 42H6V44H2L1 42H0V66H2V67H6L7 68V71H8V73L10 72V74H8V73H6V72H3V74H1L2 72V70L4 69H6V68H2V70L0 71L1 73H0V113H1V116H0V174H2V171H4L7 175H8V177H9V172H11V170L12 169H14V170H12V172H15L16 170V173H18V172H20V174H21V172H22V175H23V179L25 180V182L24 183H22L23 182V180H22V185H23V188L24 189H22V190H24V193L26 192L27 193V190H29V191H31V188L33 189V187L34 188H38L37 189V192L33 195V197H32V195H31V197H27L28 199H27V201H26V203H25V201H24V204H21V205H23L24 207H23V209H24V211H23V209H22V216L19 218L18 216H15V217H18V219H16L14 216L13 217H11V219H5L4 217V215L6 214V215H8L10 212L8 211V214H7V210L8 209H13V208H11V207H13V206H8V207H10V208H8L7 210L5 209V207L3 206V205H1L2 203H1V201H4V200H6L5 199V195H2V196H4L3 198H4V200H2L3 198H1V195H0V198H1V200H0V264H40V261L42 262L43 260H45V259H47L48 257V253H49V248H48V246H47V242H51L52 241V239H54V242L55 241H59V240H63V241H65V242H69V243H71L74 239H75V235H76V241L78 240V238H77V234H75V228H74V230L73 229H71V228H69V225H71V222L72 221H70V220H60V222L62 221H64L63 223L64 224H66V226L65 225H61V224H59V225H61L62 227H60V228H58L57 226V228L55 227V225H54V227L56 228V229H54V230H50V228H51V225L53 226V223L55 222V223H57V221H55V220H59V216L60 215H58V213H60L62 216L61 217H64V216H66V213L63 211L62 212V208H56L55 209V206L54 205H58V204H62L63 202H65V201H67L68 199V197L69 196H71L70 197V199L72 198V197H74L75 195H76V193L75 192H77L78 190L77 189H74L75 188V184L73 185V183H74V181H78V183H80V182H82V181H84L85 182V180L86 181H90V182H88V183H91V182H93L94 183V181L96 180V179H98V177H96L97 176V174L99 175V182H100V184H97V185H101V182H102V180L104 179V180H107L108 182V184L107 183H105V181L103 180V182L105 183V184H107L108 185V187L111 189V187H115V188H113V189H116V187H117V189L119 188H125V189H127L128 190V192L130 193V191H129V189H131V188H133L134 186V188H139L140 186H141V184H140V186L138 185H135L136 183V181H137V179H138V177H139V180L137 181L138 183H140V177L141 176H139L140 174L138 173V171H137V176H132L133 175V173H134V171H132V170H134L132 167H135V170H136V168H139L140 169V167L142 168V165H145V166H149V165H151V163H159V164H162V166L164 165V164H166V163H164L163 164V162H158V159L156 160L155 158H154V156L151 154V155H149V153L148 154H146L145 153V151H141L138 147H134L133 145H132V143H130V141H128L129 139H126V138H124V137H126V136H129V137H131V138H134V141L137 139V140H141L140 142L139 141H135V142H138V143H140L141 145H142V143H143V147H147V146H149L148 148H150V144H152V149H153V147H155L156 148V146H155V144L156 145H158L159 144V142L160 141H162V139H160V140H158V141H153V142H155V144H154V146H153V142H152V140L153 139H155L156 137L159 139V136L161 135H163V137L167 134V132L166 131H168L169 132V134H170V137L168 136V138L169 139H174V141L175 142H173V141H170V142H172V143H176L175 145H173L172 143V147L174 148H171V149H173L174 150V155H172V153H171V155L173 156V159H174V156H176V159H177V163L176 164H174L175 165V167H177L176 165L178 164V161H179V159L181 160V161H179L180 163V165L182 166V164H183V162H184V164H187V166H188V164L190 165H192V164H197L201 169H200V171H203L204 172V175H205V178H207V186L209 187V189L210 188H212L213 186L214 187H216V188H219L218 190H220V191H222L223 189H224V186L225 185H223V183L221 184V183H219L218 181H216V172H214V171H216L217 169H215V170H213V167H212V163L211 162H213V164H214V162H217V161H221V162H219L220 163V165H222V163L225 161V162H229V156H228V159H227V161L226 160H224V158H225V155L223 154V152H222V150H224V149H218V147L217 148H215L216 147V143L214 144L213 142H212V134L214 133V131H213V133L211 134V136H210V138L208 139V137H207V135L205 134V137H202V136H200L199 138H197L196 139V136H198V135H196V136H192V139H190L191 137H189L188 136V134H187V136H188V138H187V136H184L185 134L184 133H180V134H183V136H184V138H182L181 137V135L180 134H175L176 132H174V130L173 129H175V130H177L179 127H182V125L180 124V122H179V124L181 125V126H177L176 128H173V125H175V123L176 124H178L177 122H175V121H173V125H171V123H172V119H174V118H171V117H173L172 115L171 116H167V115H170V114H168V113H166V114H164V112H166L167 110H165L164 111V109H162L163 107L162 106H160V107H162V108H159V109H157V110H160V109H162L164 112H163V115L162 114H160L159 113V118H156V112L155 111H157L155 108H156V106H155V108L153 109L152 108V106H150V104L148 105L147 103L150 101H148V100H146V101H148L147 103H146V101H145V103L147 104V106L146 107H143V110H141V114H142V116L144 117L143 119H142V121H141V119H140V121L139 120H137V119H139V113H137V115H138V118H136V117H131L132 115L131 114H133L134 113V111H133V113L131 112L132 110H131V108H130V104L128 103H125L126 101H125V99L124 98H121V96L122 95H124V94H120V95H118V94H116L115 92L113 93V94H116V95H118V96H120V98L119 97H115L116 95H114L113 97H115V99L114 98H112L111 96H108L109 94H107V96L108 97H111L110 98V100L108 101H105L106 100V97H102L103 96V94H104V92L106 91L107 92V90H105V91H101V89L100 88H98V89H100L99 91H101V93L96 89L98 86L100 87V85H102V81L103 80H111L113 83H115V82H118L119 81V84L121 83L120 82V80H122V82H125V83H128L129 84V82H133L134 81V77L137 75V74H139L140 76H141V74H145L146 75V73H147V71L149 70L148 68H144L147 64H145V63H143V60H142V62H137V63H139V64H137V63H134L133 62V64L131 63V62H129L130 63V65H128L129 67H127V65H126V62H125V60H126V57L127 56H125L123 53H122V57H123V55L125 56L124 58H125V60L124 59H121L122 57H118V58H120V61L122 62V64L120 63V62H118L117 64L118 65H116V64H111L110 63V59L108 60V59H105V60H108L107 61V64L106 65H109L108 63H110L112 66H113V69L115 70L116 69V73H115V71L112 69V66L111 65H109V66H111V68L109 67V66H107V68L109 67L110 69H112V70H106V67H105V69H104V64H105V62H104V64H103V62H102V64H103V66L102 65H97V67H95V68H93L92 66L94 65H96V64H98V63H100L99 61H97L98 63H96V61H95V64L93 63V61L91 60V59H89V58H85V56L82 58V57H79V56H77V55H74L72 52H74V51H72L71 52V50L73 49V47L71 48V50H70V52L73 54H70V52H69V50H68V52H65V53H63L64 52V50H66L67 48H69V47H67V45L69 44V42L68 43H66V44H64V45H66V49H64L63 50V52H62V49H63V47L64 46H62L61 47V52L62 53H60L61 55H62V57L61 58H59V56L60 55H55V56H50V55H47L48 56V59L49 60H51L50 58L52 57V62L50 63V65H49V67H51L52 68V66L53 65H56L58 62H60L61 61V63H59V65L61 64H63V68L66 66L67 68H70L71 70H72V72L75 70V69H77L76 70V72L77 71H79V72H81L80 70H82V71H86V70H88V71H90V74L91 73H93L92 75H93V77L92 78H94L95 77V79L97 78V77H100V78H102L101 80H100V82H101V84H98V86L96 87L95 85H96V83H95V81H94V83H95V87L94 86H92V87H94V88H92V90L94 91V89L95 90H97V94H94V92L93 91H90L91 89V86H89V85H91V84H89V85H87V86H89L88 88H89V91H87L88 90V88H87V86H86V82L84 81L83 83L85 84H83V83H81L82 84V86H84V87H86V88H82V87H80V85L81 84H78V86H76L75 84V87H74V85H72L73 84V80H72V83H71V87L72 88H70V89H72V91L74 92L72 95L73 96H75L74 94H77L78 93V90H79V88H81V89H84L85 91H81V90H79L80 91V93H81V95H82V101L83 102H81V103H83L86 107H84V105H78V107L79 108H76L75 106H74V108H69V107H65V106H62L61 105V103L63 104V102H61L62 100H60V102L61 103H59L58 101V99L57 98H59L60 97V99H61V96H59V97H57L56 99L53 97V95L51 96V95H49V94H45L44 92L45 91H43L42 90V92L40 91V89H38V88H36L34 85H32L31 83L29 84V83H26V82H24L21 78H26V79H24V80H28L29 82H31V80H29L30 78L32 79V80H38V82L39 83H41V84H44V85H46V87H47V85H48V87H52L50 84L53 82L54 84H56L55 86H57V84L58 85H60V87H58V88H60V89H62V91L65 93V95L66 94H68V93H66L64 90H68V89H63L66 85H64V84H62V83H64L65 81H69L70 80V78H69V80H65V78H64V76H63V78H64V80H63V78L61 77V79L63 80H61L62 81V85H63V88H62V85L58 82V83H55V82H57V81H55V77L56 78H58V81H59V75L58 74H60L59 72H57L58 74H56V76H55V71L54 70H51V68H49L48 67V69L46 68H41L42 67V65L44 64L45 65V63H42V62H38L37 61V59L39 58V57H37V58H33L32 56H34L35 57V54H37V56H38V53H36V52H32L34 55H32L31 53H29L30 55H31V57L30 58H27L26 56H25V60L27 61L28 59L30 60H33V59H35L38 63H39V65H41L40 63H42V65H41V67L38 65V63L36 62V61H29L28 63H26V62H24V63H26V64H24L23 63V61L21 60V57H19V52L20 51H22V49L21 50H18V51H16V49H15V52L17 53L18 52V57H16L17 56V54L15 53L14 55H15V57H11L12 56V54H13V52H12V54H11V52H9L8 50L10 49V48H8L9 46H6L7 45V43ZM71 42V41H70ZM83 41H81V43H82ZM132 42V41H131ZM135 41H133V43H134ZM161 42V41H160ZM196 42V44L198 43V41H195ZM235 42H238L237 40L235 41ZM260 42V41H259ZM41 43V42H40ZM51 43H50V46H52L51 45ZM57 43L58 42H56V45H57ZM75 43V42H74ZM85 43H87V46H88V44L91 46V48L92 47H99V45H98V43H97V45L96 44H93V43H89V41L88 42H85L84 41V44ZM129 43V42H128ZM138 43V42H137ZM140 43V42H139ZM162 43V42H161ZM183 43V42H182ZM10 44H12V45H10ZM31 44H33V43H31ZM30 44V45H31ZM54 44V43H53ZM79 44V43H78ZM131 44V43H130ZM25 45V46H24ZM34 45H37V43L36 44H34ZM34 45H32V46H34ZM55 45V46H56ZM70 45V44H69ZM75 45V44H74ZM80 45V44H79ZM82 45H83V43H82ZM135 45H137V44H135ZM138 45H140V44H138ZM172 45V44H171ZM194 45V44H193ZM4 46L6 47V48H4ZM48 46V45H47ZM58 46V45H57ZM61 46V45H60ZM60 46L58 47V48H60ZM71 46V45H70ZM73 46V45H72ZM78 45H76V47H77ZM37 47V46H36ZM45 46H43V48H44ZM54 47V46H53ZM53 47H51V49H53ZM84 47V46H83ZM132 47H133V45H132ZM151 47V46H150ZM257 47V46H256ZM5 49V50H3V49ZM35 48V47H34ZM34 48H32V47H30V49H34ZM38 48V47H37ZM37 48L35 49V50H37ZM48 48V47H47ZM57 47H56V49H55V47H54V51L55 50H57L58 49ZM88 48H89V46H88ZM95 48V49H96ZM25 49H24V51H25ZM39 49V48H38ZM78 49V48H77ZM90 49V48H89ZM88 49V50H89ZM12 51L14 50V49H11ZM27 50V49H26ZM43 50V49H42ZM45 50H47V49H45ZM91 50V49H90ZM97 50V49H96ZM102 50V49H101ZM154 50V49H153ZM261 50V49H260ZM4 51H7V52H9V53H7V52H4ZM31 51V50H30ZM38 51V50H37ZM48 51V50H47ZM53 51V52H54ZM58 51H59V49H58ZM76 49H75V53H76ZM92 51V50H91ZM106 51V50H105ZM113 51V50H112ZM169 51V50H168ZM167 51V52H168ZM181 51V50H180ZM264 51V50H263ZM263 51H261V52H263ZM25 52H27V51H25ZM43 51H41L39 54H41L42 55V57L44 58V59H46V56L42 53ZM50 52V51H49ZM49 52H48V54H49ZM51 53L52 55L53 54H55V53ZM97 52V51H96ZM108 52V51H107ZM106 52V53H107ZM159 52V51H158ZM163 51H161V53H162ZM165 52V51H164ZM23 54L22 55H25V54H28V53H25L24 54V52H22ZM45 53V52H44ZM58 54H59V52H57ZM56 53V54H57ZM78 53V52H77ZM76 53V54H77ZM79 53H80V51H79ZM78 53V54H79ZM83 54H84V52H82ZM81 53V54H82ZM98 53V52H97ZM103 53V52H102ZM113 53V52H112ZM166 53V52H165ZM204 53V52H203ZM207 53V52H206ZM28 54V55H29ZM46 54V53H45ZM63 54H65V55H63ZM83 54H82V56H83ZM88 54H90V53H88ZM88 54H85V55H88ZM99 54V53H98ZM111 54V53H110ZM114 54V53H113ZM120 54V52L118 53V55ZM190 54V53H189ZM13 55V56H14ZM29 55V56H30ZM40 55V56H41ZM80 55V54H79ZM100 55H101V52H100ZM184 55V54H183ZM183 55L181 56L182 58H183ZM58 56V57H57ZM75 56H77V58L75 57ZM81 56V55H80ZM92 57H93V55H91ZM111 56H113V55H111ZM119 56H121V55H119ZM22 57H24V56H22ZM55 57H57V58H59L58 60H57V62H55V64H54V61H56V58ZM95 58H96V56H94ZM98 57V56H97ZM102 57V56H101ZM19 58V59H18ZM53 58H55V59H53ZM83 59V60H79V59ZM84 58H85V60H84ZM91 58V57H90ZM94 58V59H95ZM99 58V57H98ZM104 58H106V56L104 57ZM145 58H146V56H145ZM227 58V57H226ZM42 59V58H41ZM48 59H46V60H48ZM88 59L91 61V62H88ZM93 59V58H92ZM93 59V60H94ZM129 59V58H128ZM148 59V58H147ZM24 60V59H23ZM39 60V59H38ZM96 60V59H95ZM101 60H102V58H101ZM104 60V61H105ZM137 60V59H136ZM45 61V60H44ZM43 61V62H44ZM111 61H113V60H111ZM123 61H124V65H126V66H124L123 65ZM179 61V60H178ZM185 61V60H184ZM187 61V60H186ZM188 61H189V59H188ZM191 61L193 62V59H191ZM190 61V62H191ZM222 61V60H221ZM224 61V60H223ZM114 62V61H113ZM128 62H127V64H128ZM146 62V61H145ZM168 62V61H167ZM189 62V63H190ZM192 62H191V68L193 69L194 67H192ZM23 63V64H22ZM93 65H92V64ZM119 63L121 64V66L122 67H119L120 65H119ZM177 63V62H176ZM189 63H187L188 65H189ZM228 63V62H227ZM46 64H47V62H46ZM53 64V65H52ZM232 64V63H231ZM48 65V64H47ZM58 65V64H57ZM56 65V66H57ZM58 65V66H59ZM65 65V66H64ZM114 65H116V66H118V67H114ZM132 65V66H131ZM154 65V64H153ZM186 64H184V66H185ZM262 65V64H261ZM148 66H149V64H148ZM152 66V65H151ZM150 66V67H151ZM195 66V65H194ZM237 66V65H236ZM60 67V66H59ZM65 67V68H66ZM126 67V68H125ZM147 67V66H146ZM154 68L156 67V66H153ZM153 67L151 68V69H153ZM188 67V66H187ZM210 67V66H209ZM240 67V66H239ZM254 67V66H253ZM54 68V67H53ZM64 68V69H65ZM157 68V67H156ZM156 68L154 69V73L153 72H151V74H153V75H151V76H149V78H146V79H150L151 78V81L153 82V84H152V82L149 80V82H151V84H149L148 82V84L149 85H152V86H148V88H152L153 86V88H159V90L157 91L156 89H154V90H149L147 87H143V86H139V81L137 82V80L139 79H137L136 80V82H133V83H135V84H132V85H134L133 87L135 88H139L140 87V89H141V87H143L142 89L144 90V91H148L147 93H148V95H149V97L151 98H157L156 100H158V97H159V101H164L165 99H167L166 97L168 96V95H171L170 93V91H172V93L173 94H175L176 92L177 93H180V94H178V96L179 95H181L182 96V98L190 91V90H192V89H188V88H185V87H183L184 85H186V84H184L183 83V81L185 80V81H187L186 79H184L183 77H180V78H182V79H180V80H182V83H177V81L176 82H173L174 80H176L175 79V77L173 78L174 80L173 81H170V80H168L167 79V77L165 78L164 76H165V74H164V76H161L159 73H158V71H156ZM195 68H197V67H195ZM204 68V67H203ZM55 69V68H54ZM70 69H69V71H70ZM78 69H80V70H78ZM123 69H125L126 70V72H122V70ZM140 69V70H139ZM141 69H144V71L142 70L141 71ZM146 69H148L147 71H146ZM3 70V71H4ZM57 70V69H56ZM63 70V69H62ZM62 70H59L60 72L62 71ZM68 70V69H67ZM67 70H66V72H67ZM118 70V71H117ZM158 70H161V69H159V67H158ZM207 70V69H206ZM65 71V70H64ZM68 71V72H69ZM114 71V72H113ZM138 71V72H137ZM145 71H146V73H145ZM152 71V70H151ZM155 71L157 72V77L155 76ZM167 71V70H166ZM63 72V71H62ZM62 72H61V74H62ZM72 72H71V74H72ZM75 72V71H74ZM128 72V73H127ZM130 72H132V74L130 73ZM137 72V73H136ZM142 72V73H141ZM149 72H150V70L148 71V73L147 74H149ZM161 72V71H160ZM86 73V72H85ZM141 73V74H140ZM205 73V72H204ZM207 73V72H206ZM231 73V72H230ZM243 73H244V71H243ZM8 74V75H7ZM60 74V75H61ZM76 74V73H75ZM78 74V73H77ZM85 75V76H91V75ZM232 74V73H231ZM57 75H58V77H57ZM65 75H67L66 73H65ZM73 75V74H72ZM83 75V74H82ZM96 75H99V76H96ZM124 75V76H123ZM135 75V76H134ZM142 75V76H143ZM197 75H199V74H197ZM202 75V74H201ZM69 76H71V75H69ZM74 76V75H73ZM129 76L130 77H132L131 79L133 80H131L130 78H129ZM140 77V79L143 81V77ZM155 76V77H154ZM175 76V75H174ZM65 77H67V76H65ZM72 77V76H71ZM129 78V79H127V82L126 81H124V79H121V78ZM145 77H147V76H144V78ZM170 77V76H169ZM232 77V76H231ZM243 77V76H242ZM245 77V76H244ZM34 78V79H33ZM68 78V77H67ZM66 78V79H67ZM74 78V77H73ZM100 78H98V81H99V79ZM120 78V80H118ZM137 78V76L135 77V79ZM72 79V78H71ZM81 78L79 77V80H80ZM84 80H85V78H83ZM153 79V80H152ZM184 79V80H183ZM197 79V78H196ZM256 79V78H255ZM57 80V79H56ZM89 80V79H88ZM131 80V81H130ZM180 80H178L179 82H180ZM243 80V79H242ZM251 80V79H250ZM257 80H258V78H257ZM55 81V82H54ZM75 81L76 82H78V80H76V78H75ZM83 81V80H82ZM81 81V82H82ZM110 81V82H111ZM145 81V80H144ZM34 82V81H33ZM70 82H71V80H70ZM75 82V83H76ZM89 82V81H88ZM111 82V84H112V86H113V83ZM188 82H189V80H188ZM191 82V81H190ZM232 82V81H231ZM256 82V81H255ZM264 82V81H263ZM36 83H37V81H36ZM52 83V84H53ZM80 83V82H79ZM92 83V82H91ZM93 83V84H94ZM104 83V82H103ZM106 83V82H105ZM195 83H197V82H195ZM198 83H199V81H198ZM34 84H35V82H34ZM54 84H53V87L55 88V86H54ZM66 84V83H65ZM92 84V85H93ZM107 84V83H106ZM105 84V85H106ZM110 84V83H109ZM117 84V83H116ZM115 84V85H116ZM122 84V83H121ZM142 84V83H141ZM192 84H193V82H192ZM257 84V83H256ZM264 84V83H263ZM50 85V86H49ZM114 85V86H115ZM118 85V84H117ZM122 85H124V86H126V87H128L127 85H125V84H122ZM122 85H120V87H122ZM132 85H131V87H132ZM194 85V84H193ZM200 85H202V84H200ZM252 85H254V84H252ZM43 85H41V87H42ZM111 86V87H112ZM113 86V87H114ZM119 86V85H118ZM145 86V85H144ZM159 86V87H158ZM190 86V85H189ZM255 86H257V85H255ZM38 87V86H37ZM45 87V86H44ZM78 87V88H77ZM112 87V88H113ZM192 87H194V86H192ZM191 87V88H192ZM198 88H200L199 86H197ZM215 87V86H214ZM66 88V87H65ZM67 88H69V87H67ZM74 88H75V90H77L76 92H75V90H74ZM101 88H102V86H101ZM108 88V87H107ZM110 88V87H109ZM112 88L110 89V90H112ZM117 88V87H116ZM122 88H124V87H122ZM121 88V89H122ZM135 88V89H136ZM144 88H147V90H145ZM161 88H162V90H161ZM163 88H164V90H163ZM212 88V87H211ZM217 88V87H216ZM224 88V87H223ZM49 89V88H48ZM56 89V91H57V87L55 88ZM54 89V90H55ZM68 90L67 92H69V96H70V92H71V90ZM105 89V88H104ZM103 89V90H104ZM118 89H120V88H118ZM129 89V88H128ZM165 89H166V91H165ZM187 89V90H186ZM205 89V88H204ZM220 89V88H219ZM47 92H48V90L47 89H45ZM51 90V89H50ZM53 90V91H54ZM130 90V89H129ZM217 90V89H216ZM241 91H242V89H240ZM161 91H164V92H161ZM193 91V90H192ZM197 92H198V90H196ZM239 91V90H238ZM264 91V90H263ZM52 91H49V93L50 94H52L51 93ZM92 92V93H91ZM112 92V91H111ZM118 93H119V91H117ZM141 92V91H140ZM185 92H187V93H185ZM191 92V91H190ZM194 92V91H193ZM192 92V93H193ZM200 92V91H199ZM198 92V93H199ZM205 92V91H204ZM211 92V91H210ZM253 92V91H252ZM56 94H57V92H55ZM60 93H61V90H60ZM64 93H63V98L65 97V95H64ZM72 93V92H71ZM100 93V94H99ZM121 93V92H120ZM122 93H124V92H122ZM126 93H128V92H126ZM125 93V94H126ZM144 93H146V92H144ZM176 93V94H177ZM185 94V95H182V94ZM224 93V92H223ZM240 93V92H239ZM255 93V92H254ZM62 94V93H61ZM111 95H112V93H110ZM130 94V93H129ZM142 94V93H141ZM175 94V95H176ZM188 94H191V93H188ZM193 94H195V97H197V98H199V94L197 95V93H193ZM208 94V93H207ZM72 95H71V97H72ZM127 95V94H126ZM131 95H133V94H131ZM147 94H146V96H148ZM157 96V97H155V96ZM201 96H202V94H200ZM203 95H204V93H203ZM254 95V94H253ZM56 96V95H55ZM67 96V95H66ZM76 96H78V94L76 95ZM75 96V98H78V97H76ZM88 100V99H90V101L92 102V103H89V100L88 101H85V99L83 100V98L84 97ZM134 96V95H133ZM132 96V98L134 99V97ZM174 95H172L171 97H173ZM177 96V97H178ZM264 96V95H263ZM122 97H124V96H122ZM149 97H147V98H149ZM170 97V96H169ZM168 97V99L170 100V102L171 103H176V102H178V100L176 101L175 100V98H174V101L175 102H173V98H169ZM175 97V96H174ZM209 97V96H208ZM233 97V96H232ZM238 97V96H237ZM244 97V96H243ZM256 97V96H255ZM62 98V99H63ZM68 98V96L66 97V99ZM79 98H80V94H79ZM78 98V99H79ZM105 98V99H104ZM116 98L118 99V100H116ZM126 98H127V96H126ZM136 99V101L139 103V101H138V99H137V97H135ZM163 98V99H162ZM165 98V99H164ZM191 98V97H190ZM239 98V97H238ZM238 98H236V99H238ZM263 98V97H262ZM73 99V98H72ZM81 99V98H80ZM109 99V98H108ZM112 99V100H111ZM140 99V98H139ZM162 99V100H161ZM201 99H202V97H201ZM200 99V100H201ZM206 99V98H205ZM223 99V98H222ZM244 99V98H243ZM56 100H58V101H56ZM64 100H65V98H64ZM63 100V101H64ZM67 100H70V99H67ZM76 101H77V99H75ZM126 100H132V99H126ZM134 100V101H135ZM141 100H142V98H141ZM140 100V101H141ZM181 100V99H180ZM190 100V99H189ZM192 100V99H191ZM252 100V99H251ZM72 101V100H71ZM127 101V102H128ZM133 101V102H134ZM158 101V102H159ZM162 101V102H163ZM165 101H167V100H165ZM184 101L185 100H183V102H181V105L184 103ZM204 101V100H203ZM57 102H58V104H57ZM70 102V101H69ZM106 102H108V103H106ZM117 102H119L118 103V105H117ZM131 102V101H130ZM132 102V103H133ZM137 102H135L136 104H137ZM179 102V103H180ZM189 102V101H188ZM191 102V101H190ZM210 102V101H209ZM223 102V101H222ZM249 102V101H248ZM255 102V101H254ZM253 101H252V104L254 105V104H259V102H257L256 101V103H254ZM68 103V102H67ZM77 103V102H76ZM85 103H89L88 105H86ZM95 103V104H94ZM135 103H133V105L135 104ZM163 103H165V102H163ZM167 103V102H166ZM169 103V102H168ZM194 103V102H193ZM192 103V106L194 105ZM205 103H206V101H205ZM208 103V102H207ZM72 104V107H73V103L71 102L70 103V105ZM78 104H80V103H78ZM124 104H127V105H124ZM142 104H144V103H141L140 105H142ZM153 104V103H152ZM151 104V105H152ZM154 104L156 105L157 103H155L154 102ZM177 104V105H176ZM176 104H174V105H176L177 107H179V105H178V103H176ZM185 105L186 104H189V103H184ZM183 104V105H184ZM197 104V103H196ZM212 104V103H211ZM210 104V105H211ZM257 104V105H258ZM262 104V103H261ZM64 105H65V101H64ZM68 105V104H67ZM70 105H68V106H70ZM74 105H75V103H74ZM139 105V106H140ZM145 105V104H144ZM161 105V104H160ZM167 105V104H166ZM172 105V104H171ZM180 105V109H181V107H185V106H181ZM235 105V104H234ZM241 105V104H240ZM244 105V104H243ZM250 105H251V103H250ZM253 105H252V107H253ZM256 105V106H257ZM260 105V104H259ZM61 106H62V108H61ZM81 106V107H80ZM124 106V107H123ZM138 106V107H139ZM159 105L157 104V107H158ZM195 107H196V105H194ZM193 106V107H194ZM201 106V105H200ZM205 107L206 105L204 104V105H202V107ZM213 106V105H212ZM247 105H245V107H246ZM66 108V109H63V108ZM131 107H132V109H135V111L136 112H138L140 109H142V108H133V106L131 105ZM140 107H142V106H140ZM172 107V106H171ZM187 107V108H186ZM185 107V109L187 110L189 107H188V105ZM209 107V105L206 107V109H201L202 110V114H203V112L205 113V114H207L206 113V111L207 112H209V109H210V111L211 110H213V108L211 109L210 107ZM232 107V106H231ZM239 107V106H238ZM262 107V106H261ZM176 108V107H175ZM192 107L190 106V109L189 110H192L191 109ZM197 108H198V111H199V109L201 108H199L198 106H197ZM215 108H216V106H215ZM220 108H222V107H220ZM241 108V107H240ZM240 108H238L239 110H240ZM251 108V107H250ZM254 108H255V106H254ZM257 108V107H256ZM262 108H264V107H262ZM61 109H63V111L61 110ZM183 109V108H182ZM196 109V108H195ZM195 109H193V110H195ZM229 109V108H228ZM238 109H237V111H235V113L236 114H232V113H234V112H232V113H225V111H224V113H218L217 115H218V118L217 119H219L220 120V122L223 124V125H225L226 127L228 126H230V128H231V126H232V128H234V126H235V128L237 127V129H238V131H239V133L240 134H242L241 135V137H239V138H241V140H243L242 141V143L241 144H243L244 143V145L243 146H245L244 148H246V147H248L249 146V149H253L254 150V148H255V150L256 151H258L259 152V150H261V149H259V146H261L260 148H263V150H264V142H262V141H264V140H262V137H261V142H260V139H257V140H253L252 138H250L249 140H248V136L250 135V132H252V129H253V127H254V125L257 123L258 125H260L261 123L259 122L258 123V119H259V117H260V115L258 114V116L259 117H256V118H254L253 116H249L246 112H245V114H243V113H241V112H239L238 111ZM246 109H248V108H246ZM175 110H177V108L175 109ZM205 110V111H204ZM225 110V109H224ZM227 110V109H226ZM241 110H243V109H241ZM251 110H252V108H251ZM254 110V109H253ZM252 110V111H253ZM95 111V112H94ZM127 112V114H126V112ZM131 112V116H129V112ZM161 111V110H160ZM160 111H157V113L158 112H160ZM168 111H170V110H168ZM188 111V110H187ZM216 111V110H215ZM220 111V110H219ZM222 111V110H221ZM228 111V110H227ZM226 111V112H227ZM246 111V110H245ZM250 110H248V112H249ZM257 111V109L255 110V112ZM263 111V110H262ZM262 111H260L261 112V114L263 115L264 113H262ZM90 114H94V113H96V112H99L98 113V115H96L97 117H95L94 116V118H98L99 119V121H95V120H97V119H95V120H91L90 118H89V116H88V114L89 113ZM125 112V113H124ZM172 112V111H171ZM178 112V111H177ZM183 113L185 112V111H182ZM194 112L195 111H193L192 113L194 114ZM200 112H199V114H200ZM243 112V111H242ZM251 112V111H250ZM259 112V111H258ZM259 112V113H260ZM101 113H102V115H101ZM175 113V112H174ZM188 113V112H187ZM196 113V112H195ZM216 113V112H215ZM241 113V114H240ZM252 113V112H251ZM89 114V115H90ZM155 114V115H154ZM173 114V113H172ZM182 114V113H181ZM191 114V113H190ZM197 114H198V112H197ZM227 114V115H226ZM230 114H232V115H230ZM253 114V113H252ZM100 115L101 116H103V117H100ZM126 115V116H125ZM154 115V116H153ZM160 115H162V116H160ZM175 115V114H174ZM176 115H177V113H176ZM180 115V114H179ZM216 115V114H215ZM251 115V114H250ZM92 116V115H91ZM127 116H129V117H127ZM133 116H135V114L133 115ZM93 117V116H92ZM140 117H141V115H140ZM170 117V118H169ZM181 117V116H180ZM204 117V116H203ZM207 117H209V116H207ZM262 117V116H261ZM94 118H92V119H94ZM100 118L101 119H105V122H106V124H105V122H102V120H101V122H100ZM136 118V119H135ZM169 120H168V119ZM178 118V117H177ZM182 118V117H181ZM263 118V117H262ZM175 119H176V116H175ZM174 119V120H175ZM213 119H215V118H213ZM167 120H168V122H167ZM170 120H171V123L169 124V122H170ZM177 120V119H176ZM179 120V119H178ZM193 120V119H192ZM192 120H190V121H192ZM197 120V119H196ZM208 120V119H207ZM219 120H218V122H219ZM261 120V119H260ZM263 120H264V118H263ZM262 120V121H263ZM104 121V120H103ZM181 121V120H180ZM200 121V120H199ZM217 121V120H216ZM182 123V122H181ZM185 123V122H184ZM194 123V122H193ZM197 124L196 125H198V124H200V123H198V122H196ZM263 123V122H262ZM212 124V123H211ZM216 124V123H215ZM252 124H254L253 125V127H251L252 126ZM187 125H188V123H187ZM194 126H196L195 124H193ZM203 125V124H202ZM205 125V124H204ZM207 125H209V124H207ZM218 125V124H217ZM185 126V125H184ZM194 126H192V124H191V127H192V129H193V127ZM216 126V125H215ZM175 127V126H174ZM187 127V126H186ZM188 127H190V125H188ZM187 127V128H188ZM191 127H190V129H191ZM205 127H206V129H210L208 126H204V129H205ZM196 128V127H195ZM212 128V127H211ZM220 128H223V126L222 127H220ZM234 128V129H235ZM257 129V127H254V129ZM198 129V128H197ZM213 129H215V128H213ZM219 129V128H218ZM253 129V130H254ZM183 130H184V128H183ZM200 130V129H199ZM198 130V131H199ZM216 130V129H215ZM227 130H229V129H227ZM231 130V129H230ZM259 130V129H258ZM195 131V130H194ZM120 132L121 133H123V135H120ZM171 132H172V134H173V136L171 135ZM186 132V131H185ZM196 132V131H195ZM195 132H193V130L191 131L190 130V134L192 133L193 135H194V133ZM220 132H221V134L222 133H224V134H222L223 136L225 135V133H226V130H220ZM228 132V131H227ZM260 132V131H259ZM165 133V134H164ZM204 133V132H203ZM202 133V134H203ZM219 133V131H217V134ZM249 135H248V134ZM257 133V132H256ZM124 134L126 135V136H124ZM168 134V135H169ZM199 134L200 135H202L201 133H200V131H199ZM229 134V133H228ZM228 134L226 135V136H224V137H227L228 136ZM238 134V133H237ZM258 134H260V133H258ZM131 135V136H130ZM246 135H248V136H246ZM260 135H262V134H260ZM124 136V137H123ZM217 136H219V134L217 135ZM238 136H239V134H238ZM237 136V137H238ZM144 137V138H143ZM212 137V138H211ZM219 137H221V136H219ZM253 137V136H252ZM167 138V139H168ZM187 138V141H184L185 139ZM193 138H194V140H193ZM228 138V137H227ZM231 138H233V137H231ZM243 138V139H242ZM164 139H166V138H164ZM163 139V140H164ZM166 139V140H167ZM168 139V140H169ZM171 139V140H172ZM184 139V140H183ZM195 139L197 140L196 141V143L195 142H193V141H195ZM223 139V138H222ZM225 139V138H224ZM230 139V138H229ZM228 139V140H229ZM252 139V140H251ZM133 140V139H132ZM210 140V141H209ZM259 140V141H258ZM227 141V140H226ZM259 143H258V142ZM131 142H133V141H131ZM134 142V144H136ZM156 142H158V143H156ZM167 142H169V141H167ZM170 142H169V144H170ZM217 142V141H216ZM219 142V141H218ZM231 141H229V143H230ZM233 142V141H232ZM231 142V143H232ZM241 142V141H240ZM137 143V144H138ZM160 143H162V142H160ZM225 143H227V142H225ZM230 143V144H231ZM235 143V142H234ZM139 144V145H140ZM165 144H167V143H165L164 142V145H163V143L161 144L163 147L165 146V147H168L169 145L167 144V145H165ZM217 144H219V143H217ZM247 146H246V145ZM219 145H221V144H219ZM223 145V144H222ZM227 145H229V144H227ZM237 145V144H236ZM159 146H160V144H159ZM158 146V147H159ZM218 146V145H217ZM232 146V145H231ZM238 146V145H237ZM161 147V146H160ZM163 147H162V149H163ZM171 147V145L169 146V148ZM232 147H236V146H232ZM239 147H240V145H239ZM154 148V149H155ZM175 148L176 149H178L179 148V150H175ZM222 148V147H221ZM228 148V147H227ZM244 148H241L240 147V149L242 150H244ZM16 149H18L17 151H19V152H17L16 151ZM168 149V148H167ZM231 149V148H230ZM234 149V148H233ZM232 149V150H233ZM236 149V148H235ZM237 149H238V147H237ZM257 149H259V150H257ZM143 150V149H142ZM145 150V149H144ZM148 150V149H147ZM146 150V151H147ZM156 150H158V149H156ZM156 150H153V151H156ZM164 150V149H163ZM162 150V151H163ZM168 150H170V149H168ZM172 150V151H173ZM206 150H208V152H206ZM175 151H179L177 154H176V152ZM237 152H240L239 151V149L238 150H236ZM250 151V150H249ZM252 151V150H251ZM165 152H167V150H165ZM169 152V151H168ZM226 152V151H225ZM32 153H34V154H32ZM35 153H36V160H35V157H33V156H35ZM157 153V155H158V153L159 152H156ZM197 153H200L198 156H199V158L197 157ZM229 153V152H228ZM227 153V154H228ZM230 153H232L231 152V150H230ZM233 153H234V151H233ZM243 153V152H242ZM31 154L33 155V156H31ZM154 154V153H153ZM160 154H162V152H160ZM165 155V154H164ZM167 155V154H166ZM202 155V156H201ZM229 155V154H228ZM238 155V154H237ZM240 155V154H239ZM151 156H153V157H151ZM169 156V155H168ZM222 156H224V157H222ZM261 156V155H260ZM259 156V157H260ZM263 156V155H262ZM262 156L258 159L259 161L254 165V167L253 166H251V168L252 169H256L255 171L253 170V171H251V173L252 172H254V173H257L256 171H257V169H258V167H259V165L260 164H263L264 165V158H262ZM32 157V158H31ZM179 159H178V158ZM222 157V158H221ZM233 157L234 156H232V159H230V160H233ZM236 157V156H235ZM34 158V159H33ZM107 158V159H106ZM156 158H159V157H156ZM160 158H161V156H160ZM167 158V157H166ZM165 158V159H166ZM253 158H255V157H253ZM170 159V158H169ZM164 160V159H163ZM217 160V161H216ZM223 160V161H222ZM238 160V159H237ZM252 160V159H251ZM183 161V162H182ZM165 162V161H164ZM172 162V161H171ZM176 162V161H175ZM233 162V161H232ZM234 162H235V159H234ZM242 162V161H241ZM256 162V161H255ZM153 163V164H154ZM219 163H217V164H219ZM248 163V162H247ZM173 164V163H172ZM178 164V166L180 167V165ZM88 165H90L89 167L91 168V169H93L92 171H91V169L89 170L88 168ZM169 165V164H168ZM174 165H173V167H174ZM232 165V164H231ZM234 165V164H233ZM241 165V164H240ZM250 165V164H249ZM257 165H258V167H257ZM129 166L131 167V169H130V171L128 170L129 169ZM154 166H156V165H154ZM214 166H216V164L214 165ZM248 166V165H247ZM255 166L257 167V168H255ZM86 167H88L87 169L88 170H86ZM147 167H146V169H147ZM157 167H159V165L157 166ZM156 167V170L157 171H162L163 172V170H164V168L162 169V167H161V165H160V167L159 168H157ZM164 167V166H163ZM173 167H171V168H173ZM185 167V169H187V170H185V171H187V172H189L188 170H190V172L188 173L189 175H190V173H191V171H192V169H189L191 166H189L188 168H186V166H184ZM196 166H194V168H195ZM220 167V166H219ZM218 167V168H219ZM232 167V166H231ZM249 167V166H248ZM247 167V168H248ZM261 167H262V165H261ZM12 168V169H11ZM128 168V169H127ZM170 168V169H171ZM178 168V167H177ZM183 168V167H182ZM246 168V167H245ZM148 169H150V168H148ZM147 169V170H148ZM153 169H154V167H153ZM169 169V170H170ZM176 169V168H175ZM180 169V168H179ZM220 169V168H219ZM231 169V168H230ZM251 169V170H252ZM144 170V169H143ZM147 170H145V171H143L144 172V175L146 176L147 174L149 175V176H151V172H150V170H152V169H150L149 171H147ZM155 170V171H156ZM166 170V169H165ZM180 170H182V169H180ZM184 170V169H183ZM195 170V169H194ZM193 170V171H194ZM197 170H198V168H197ZM89 172V174H88V172ZM94 171V172H93ZM127 171H129L130 172V174H129V172L127 173L128 175L126 176V172ZM154 171V170H153ZM156 171V172H157ZM161 171L159 172L160 174H161ZM173 170H171V172H172ZM199 171V172H200ZM225 171V170H224ZM230 171V170H229ZM246 171V170H245ZM248 171V170H247ZM260 171H261V169H260ZM3 172V173H4ZM23 172H24V174H23ZM91 172V173H90ZM133 172V173H132ZM146 172V173H145ZM167 172H169V171H167ZM197 172V171H196ZM195 171L194 172H192V173H194V175H195V177H194V175L192 174L190 177H191V182H193L192 184H193V186H196L195 187V189H197L196 190V192L197 193H191V196H189V197H186V198H188V199H191L192 201H193V203L194 202H197L198 201V196L200 197L201 195H198V196H196L195 194H198V192L200 193V191L202 190L201 189V187H200V189L198 188V185H199V179L197 178V176H196V173ZM228 172V171H227ZM237 172H238V170H237ZM239 172H240V170H239ZM238 172V173H239ZM5 173H4V175L3 176H5ZM94 174V176L93 175H91V174ZM96 173V174H95ZM134 173V175H136ZM140 173H142V170H140ZM149 173H151V174H149ZM154 173V172H153ZM158 173V172H157ZM164 173H166V172H164ZM164 173H162L160 176H162ZM175 173H176V171H175ZM200 173H202V172H200ZM217 173H218V171H217ZM248 173V172H247ZM253 173V177H255L256 175ZM260 173H262V171L260 172ZM260 173H259V171H258V174L260 175ZM19 174V176L18 177H20L21 175ZM132 174V175H131ZM171 174V173H170ZM173 174V173H172ZM187 174V173H186ZM185 174V175H186ZM199 174V173H198ZM225 174H226V172H225ZM240 174H242V171H241V173ZM243 174H245L244 172H243ZM15 175V174H14ZM14 175H13V177H14ZM96 175V176H95ZM130 175V177L131 178H127L128 176ZM142 175H143V173H142ZM143 175V176H144ZM152 175H154V174H152ZM167 175V174H166ZM174 175V174H173ZM181 175V174H180ZM184 175V176H185ZM202 175H203V173H202ZM201 175V176H202ZM203 175V176H204ZM220 175V174H219ZM222 175H223V173H222ZM227 175V178L228 179H230L229 177H228V175H230V174H226ZM246 175V174H245ZM245 175L243 176L244 178H245ZM255 175V176H254ZM2 176V175H1ZM96 177V179L94 180V181H91V179H93V177ZM144 176V177H145ZM155 176V175H154ZM159 175L157 176V178L158 177H160ZM169 176V175H168ZM179 176V175H178ZM194 177V180H196V181H192V179H193V177ZM200 176V175H199ZM221 176V175H220ZM6 177V176H5ZM5 177H0L1 179H3V180H1V181H5L4 180V178ZM132 177L135 179H133V181L134 182H131L130 180L132 179ZM144 177H142V180H143V178ZM152 177V176H151ZM150 177V178H151ZM172 177V175L170 176V178ZM177 177V175L175 176V178ZM222 177H224V175L222 176ZM239 177V176H238ZM7 178V177H6ZM5 178V179H6ZM10 178V177H9ZM12 178V177H11ZM91 178V179H90ZM100 178H101V180H100ZM156 178V179H157ZM174 178V179H175ZM177 178H179V177H177ZM177 178L175 179V182L177 181V185L175 184V187H174V185L172 184V186H170V187H172V188H174V189H176L175 191H178V192H180V193H190L189 191H188V189L189 190H191L192 188L191 187H189L188 186V188H185V186L187 185L186 183V185H184V183L183 182H179L178 180H177ZM182 178V177H181ZM180 178V179H181ZM186 178V177H185ZM200 178H204V177H200ZM226 178V180H228ZM240 178H241V176H240ZM258 178L260 179L261 177H259L258 176ZM13 179V178H12ZM18 179V178H17ZM21 179V178H20ZM90 179V180H89ZM128 179H130L129 181H128ZM145 179H148L149 180V178L147 177H145ZM152 180H154V178H151ZM160 179H162V178H159V180ZM223 179V178H222ZM248 179V178H247ZM247 179L246 180H243L242 181V179H241V181L239 180L238 182H237V186H235L234 187V189L232 188V187H230V186H228V185H226L225 187H228V189L227 188H225L224 190H223V192L221 193L220 191L218 192V190H217V192L220 194L219 196H218V194H217V192L215 193V194H217V196H218V199H217V202H216V204L215 205H212V203L211 204H208V202L206 201V198H205V201H204V203L206 204V202H207V204H208V206L206 207V206H204L203 207V211L205 210H207V212H206V215H204L203 216V220L201 219V221L198 223V225H195L194 223V225L198 228V229H200V230H198L200 233H203V232H205L206 234H208V236L205 238L204 237V239H206V244H205V246H206V248H207V250L205 251V254L203 253L202 255H208L207 256V258H208V262H205L204 264H223V262L224 261H226V259L224 260V258H226L227 256H228V259L229 258H232V259H237L238 257H239V253H243V252H245V251H243V249H244V247L246 246V244L247 243H249L250 241H253L254 240V235L256 236V234H259V233H262L263 232V230H264V220H262V221H260V219H261V217H262V213H263V210H264V185L261 183V187H260V184H258L259 182H257L255 185H257V187H255V185H253L252 183H254V182H248L247 181ZM257 178L255 177V180H256ZM259 179L257 180V181H259ZM7 180V179H6ZM19 180V179H18ZM202 180V179H201ZM218 180V179H217ZM221 180V179H220ZM251 180V179H250ZM249 180V181H250ZM253 180H254V178H253ZM264 180V179H263ZM9 181V180H8ZM147 181V180H146ZM145 180L143 181V182H146ZM151 181V180H150ZM149 181V182H150ZM165 181H166V179H165ZM231 181V180H230ZM245 181V182H244ZM19 183H20V180L18 181ZM130 182H131V184L132 183H134V185L132 184V186L133 187H131V184H130ZM149 182L147 183V184H149ZM161 182H162V180H161ZM164 182V181H163ZM172 182H173V180H172ZM202 182V181H201ZM204 182H205V180H204ZM204 182H202V187L204 186L203 185V183ZM14 183H16L15 181H14ZM13 183V184H14ZM77 183V184H78ZM95 183H97V180L95 181ZM94 183V184H95ZM103 183V184H104ZM141 183H142V181H141ZM157 183H158V179H157ZM165 183V182H164ZM163 183V184H164ZM182 183V185H180ZM188 183V182H187ZM195 183H197V185H195ZM219 183V184H218ZM229 183H231V182H229ZM263 183H264V181H263ZM102 184V185H103ZM129 184H130V186H129ZM143 184V183H142ZM147 184H145V185H143V186H147ZM160 184V183H159ZM159 184H157L158 186H159ZM162 184V183H161ZM162 184V185H163ZM169 184H170V182H169ZM189 184V183H188ZM205 184V183H204ZM219 185V187H218V185ZM223 185V186H221V185ZM1 185H3V184H1ZM0 185V186H1ZM11 185V184H10ZM80 186H79V188H80V190H82V188H84L81 184H79ZM91 185V184H90ZM101 185V186H102ZM151 185V187L149 188L150 190L152 189V187H154V185L152 186V183L150 184ZM165 185H166V183H165ZM206 185V184H205ZM252 185H253V187H252ZM5 186V184L3 185V187ZM9 186V185H8ZM38 186V187H37ZM44 186H45V188H44ZM192 186V187H193ZM201 186V185H200ZM207 186H204V187H207ZM234 186V185H233ZM7 187V186H6ZM12 187V186H11ZM17 187L19 188V185H18V183H17ZM44 188L45 189V191H44V189H43V191H42V189L41 188ZM90 187V186H89ZM95 187V186H94ZM93 187V188H94ZM148 187L149 186H147V187H145V191L148 189ZM161 187V186H160ZM167 187V186H166ZM187 187V186H186ZM208 187L207 188H204V189H208ZM255 187V193H253L252 195H249V193L251 192V191H253L252 189ZM5 188V187H4ZM3 188V189H4ZM13 188H15L14 187V185H13V187H12V189H10L12 192H13ZM20 188H21V185H20ZM76 188H78V187H76ZM78 188V189H79ZM147 188V189H146ZM156 188V187H155ZM155 188H153V189H155ZM171 188V189H172ZM194 188V187H193ZM223 188V189H222ZM0 189H1V187H0ZM16 189V188H15ZM85 189V188H84ZM83 189V190H84ZM91 189V188H90ZM95 189V188H94ZM117 189L115 190V191H117ZM140 190H138L137 191V195L135 194V196L132 194L131 196L132 197H134L137 201H139V203L138 204H141L143 207H144V209H145V213L144 214H146L147 216L149 215L150 217H149V219H150V221H152V223H155L156 224V227H157V225H161L162 223V221H160V220H158L159 218L157 217V215H156V211L154 210V209H152V206H150V202L152 201H150V197L153 195V193H156L157 191H156V189H155V191L153 192L152 190V195L150 194V193H144L143 191L144 190H142V189H144V187L142 188V187H140L139 188ZM169 189V188H168ZM204 189H203V192H204ZM222 189V190H221ZM20 192L21 190H19V189H16V192H17V195L19 194V196H20V193H18V191ZM87 190H88V188H87ZM96 190V189H95ZM101 190H102V188H101ZM124 190V189H123ZM157 190H158V187H157ZM5 191V190H4ZM7 191V190H6ZM91 191V190H90ZM93 191V190H92ZM105 191V190H104ZM114 191V190H113ZM148 191V190H147ZM151 191H149V192H151ZM161 191V190H160ZM164 191H166V192H168L167 191V188L166 189H164ZM164 191H162L161 192V194H160V196L162 195V193H164ZM193 191V190H192ZM191 191V192H192ZM195 191V190H194ZM207 191V190H206ZM205 191V192H206ZM211 191H214L213 190V188L210 190V193H211ZM249 191V192H248ZM1 192V191H0ZM11 192V193H12ZM74 192V193H73ZM88 192H89V190H88ZM99 192V191H98ZM97 191H96V193H98ZM103 192V191H102ZM127 192V191H126ZM158 192H159V190H158ZM170 192V194L172 193L171 191H169ZM174 192V191H173ZM202 192V191H201ZM202 192V194H205V192L203 193ZM2 193V192H1ZM9 193H10V191L8 190V194L7 195H9ZM10 193V197H11V195H12V197H13V194L15 193H12L11 194ZM26 193H25V195H26ZM31 192H29L28 194H30ZM33 193V192H32ZM78 193V195L79 194H81V191L80 192H77ZM85 193V192H84ZM83 193V194H84ZM101 193V192H100ZM123 193V192H122ZM160 193V192H159ZM159 193H157V194H154L155 196H157ZM180 193L178 194L179 196H180ZM16 194V193H15ZM21 194H22V191H21ZM83 194H81V195H83ZM86 194H87V191H86ZM108 194V193H107ZM145 194H147V196H150V197H148V199H149V204L148 203H146V202H148V201H146L145 199H143V196H146ZM186 194V195H187ZM201 194V193H200ZM206 194H208V192H206ZM63 196V198L61 197V196ZM74 195V196H73ZM90 195V194H89ZM92 195V194H91ZM96 195V194H95ZM104 195V194H103ZM153 195V196H154ZM167 195V194H166ZM173 195H174V193H173ZM173 195H170L169 197H171V196H173ZM214 195V194H213ZM29 196V195H28ZM65 196V197H64ZM85 196V195H84ZM84 196H82V199L81 200H79V201H82L83 200V198L86 200V202L89 200V196H88V200L86 199V196L84 197ZM93 196H94V194H93ZM128 196V195H127ZM182 196V195H181ZM180 196V197H181ZM204 196V195H203ZM210 196V195H209ZM10 197H8L7 196V198H9L10 199ZM12 197H11V200H13L12 199ZM24 197V196H23ZM22 197V198H23ZM61 197V198H60ZM81 197V196H80ZM92 197V196H91ZM100 197H102L101 195H100ZM113 197V196H112ZM128 197H130V196H128ZM127 197V198H128ZM157 197H159V196H157ZM156 197V198H157ZM162 197V196H161ZM165 197V196H164ZM177 197V196H176ZM175 197V198H176ZM184 196H182L181 198H183ZM205 197H206V195H205ZM14 198V197H13ZM16 198V197H15ZM14 198V199H15ZM18 198H21V197H18ZM29 198L31 199V201L29 200ZM75 199H76V196L74 197ZM73 198V199H74ZM79 198V197H78ZM122 198V197H121ZM163 198V197H162ZM166 198H167V196H166ZM174 197H172V199H173ZM186 198H184L185 200H186ZM215 198V197H214ZM96 199H97V197H96ZM114 199V198H113ZM151 199H154L153 197L151 198ZM158 199V198H157ZM159 199H160V197H159ZM158 199V200H159ZM179 199V198H178ZM183 199V200H184ZM199 199H201V197L199 198ZM208 199H209V197H208ZM207 199V200H208ZM10 200V201H11ZM19 200H22V199H19ZM19 200H17L18 201V204L20 205V203L23 201H19ZM78 200V199H77ZM85 200H83L84 202H85ZM92 200V199H91ZM91 200H89V201H91ZM111 200V199H110ZM125 200V199H124ZM127 200V199H126ZM132 200H133V198H132ZM166 200V199H165ZM173 200H176V199H173ZM182 200V201H183ZM190 200V202H192ZM210 200V199H209ZM68 201H70V200H68ZM78 201V202H79ZM82 201V202H83ZM89 201H88V203H89ZM96 201V200H95ZM100 201V200H99ZM109 201V200H108ZM113 201V200H112ZM119 201V200H118ZM160 201V200H159ZM178 201V200H177ZM211 201H213L212 199H211ZM12 202H14V201H12ZM11 202V203H12ZM20 202V203H19ZM105 202V201H104ZM115 202V201H114ZM124 202V201H123ZM135 202V204H137ZM162 202V201H161ZM163 202H164V200H163ZM170 202V201H169ZM168 201H167V203H169ZM185 202H187V201H185ZM23 203V202H22ZM68 202H66V204H67ZM69 203H71V202H69ZM75 203H77V201L75 202ZM88 203L85 205V203H83V204H81V203H78V204H81V206L83 205L84 207L86 206V207H91V205H88ZM98 203V202H97ZM109 203V202H108ZM160 203V202H159ZM166 203V202H165ZM172 203V202H171ZM170 203V204H171ZM204 203H203V205H204ZM15 204V203H14ZM17 204V203H16ZM54 204V205H53ZM72 204V203H71ZM90 204V203H89ZM92 204V203H91ZM94 204V203H93ZM101 204H103V203H101ZM119 204V203H118ZM131 204H132V202H131ZM163 204V203H162ZM179 204V203H178ZM190 204V203H189ZM192 204V203H191ZM197 204H198V202H197ZM11 205V204H10ZM21 205H20V207H21ZM51 205H53V206H51ZM98 205V204H97ZM96 205V206H97ZM105 205H107V204H105ZM111 205V204H110ZM117 205V204H116ZM152 205V204H151ZM169 205V204H168ZM174 205V204H173ZM172 205V206H173ZM176 205V204H175ZM186 205V204H185ZM202 204L201 203H199V209L201 210L202 208H200V206H201ZM61 205H59V207H60ZM65 206V205H64ZM94 206H95V204H94ZM103 206V205H102ZM112 206V205H111ZM115 206V205H114ZM135 206V205H134ZM187 206H189L188 204H187ZM58 207V206H57ZM71 207V206H70ZM75 207V206H74ZM100 207H101V205H100ZM122 207H125L126 208V206H122ZM136 207H138V205L136 206ZM163 207H164V205H163ZM171 207V206H170ZM174 207V206H173ZM16 208V210H17V208H19L18 207V205L15 207ZM22 208V207H21ZM77 208V207H76ZM81 208V207H80ZM96 208V207H95ZM116 208V207H115ZM153 208H155V204H154V207ZM186 208H188V207H186ZM68 208H66V210H67ZM71 209H73V208H71ZM85 209V208H84ZM102 209V208H101ZM103 209H104V207H103ZM106 209V208H105ZM104 209V210H105ZM112 209H113V207H112ZM117 209V208H116ZM129 209V208H128ZM133 209H134V207H133ZM140 209H142V208H140ZM175 209V208H174ZM182 209V208H181ZM197 209V208H196ZM15 210V209H14ZM64 210H65V207H64ZM69 210V209H68ZM81 210H83L82 208H81ZM86 210H89V208L87 209H85L84 211L86 212ZM90 210H91V208H90ZM89 210V211H90ZM98 210V209H97ZM110 210V209H109ZM113 210H115V209H113ZM120 209H118V211H119ZM139 210V209H138ZM137 210V212L138 213H140L139 211ZM169 210V209H168ZM167 210V211H168ZM176 210V209H175ZM186 210V209H185ZM198 210V209H197ZM20 210H18V212H19ZM75 211V210H74ZM78 211V210H77ZM83 211V212H84ZM88 211V212H89ZM91 211H93V210H91ZM90 211V212H91ZM116 211V210H115ZM117 211V212H118ZM126 211V210H125ZM124 211V212H125ZM142 211L144 212V210L142 209ZM163 211V210H162ZM171 211V210H170ZM183 211V210H182ZM188 211V210H187ZM195 211V210H194ZM216 211V212H215ZM15 212V211H14ZM13 212V213H14ZM82 212V211H81ZM84 212V213H85ZM88 212H86V214L88 213ZM100 212V211H99ZM129 212H131L130 210H129ZM142 212V213H143ZM166 212V211H165ZM177 212V211H176ZM200 212V211H199ZM20 213V212H19ZM24 213V214H23ZM69 213V212H68ZM92 213H94V212H92ZM104 213H107L106 211H104ZM103 213V214H104ZM134 213V212H133ZM170 213V212H169ZM169 213H167V214H169ZM174 213V212H173ZM11 214H12V211H11ZM18 214V213H17ZM16 214V215H17ZM75 214V213H74ZM85 214V215H86ZM89 214V218L91 219V217H92V219H94L93 218V216L91 215V213H88ZM96 214V213H95ZM98 214V213H97ZM102 214V215H103ZM113 214V213H112ZM130 214V213H129ZM128 214V215H129ZM131 214H132V212H131ZM141 214V213H140ZM163 215H164V213H162ZM172 214V213H171ZM182 214V213H181ZM203 214V213H202ZM10 215V214H9ZM58 217H57V216ZM70 215V214H69ZM71 215H72V213H71ZM70 215V216H71ZM91 215V216H90ZM119 215V214H118ZM127 215V214H126ZM134 215H136L135 213L133 214V216ZM143 215V214H142ZM146 215H144V216H146ZM81 216H82V214H81ZM101 216V215H100ZM114 216V215H113ZM115 216H116V214H115ZM138 216V215H137ZM140 216V215H139ZM160 216H161V214H160ZM165 216V215H164ZM171 216V215H170ZM198 216V215H197ZM8 217V216H7ZM56 217H57V219H56ZM69 217V216H68ZM84 216H82V218H83ZM97 217V216H96ZM95 217V218H96ZM102 217H105V216H102ZM127 217H129V216H127ZM200 217H201V215H200ZM2 218H4V219H2ZM15 218V219H14ZM76 218V217H75ZM74 218V219H75ZM79 218V217H78ZM80 219V221H79V223L82 225V227H84V228H86V229H88L87 227H85V225L86 224H89V222H87V220L89 219V218H87L86 217V219H85V217L83 218V219ZM136 219H138L137 217H135ZM141 218H143V217H141ZM140 218V219H141ZM147 218V217H146ZM161 218H163V217H161ZM20 219V220H19ZM53 219H55V220H53ZM101 219V218H100ZM103 219V218H102ZM106 219V218H105ZM109 219V218H108ZM107 219V220H108ZM113 219V218H112ZM111 219V220H112ZM116 219V218H115ZM118 219V218H117ZM139 219V220H140ZM170 219V218H169ZM3 220H6V221H4L3 222ZM132 220V219H131ZM145 220V219H144ZM147 220V219H146ZM172 220V219H171ZM175 220V219H174ZM198 220V219H197ZM74 221V220H73ZM99 221V220H98ZM110 221V220H109ZM135 221V220H134ZM137 221V220H136ZM148 221V220H147ZM149 221V222H150ZM164 221V220H163ZM177 221L179 222V220L177 219ZM6 222V223H5ZM59 222V223H60ZM76 222H77V219L75 220V223H74V226H75V224H76ZM90 222H92V220L90 221ZM112 222H113V220H112ZM121 222H122V219H121ZM140 223H141V220L139 221ZM198 222V221H197ZM79 223H77V224H79ZM96 223V222H95ZM95 223H93V224H95ZM98 223V222H97ZM100 223V222H99ZM164 223V222H163ZM172 223H174V222H172ZM73 224V223H72ZM79 224V225H80ZM92 224V223H91ZM90 224V225H91ZM110 224V223H109ZM114 224H116V223H114ZM114 224H113V226H114ZM129 224V223H128ZM127 224V225H128ZM170 224H171V222H170ZM189 224V223H188ZM57 225H58V223H57ZM78 225V226H79ZM144 225V224H143ZM142 225V226H143ZM150 225V224H149ZM148 225V226H149ZM178 225V224H177ZM184 225H185V223H184ZM73 226V227H74ZM77 226V227H78ZM93 226V225H92ZM104 226V225H103ZM112 226V227H113ZM164 226H165V224H164ZM192 226V225H191ZM190 226V227H191ZM54 227H52V228H54ZM70 227H72V226H70ZM80 227V226H79ZM82 227H80V228H82ZM94 227V226H93ZM107 227V226H106ZM105 227V228H106ZM116 227H117V225H116ZM132 227V226H131ZM169 227V226H168ZM175 227H177V226H175ZM179 227V226H178ZM177 227V228H178ZM189 227V228H190ZM193 227V226H192ZM114 228V227H113ZM122 228H123V226H122ZM136 228V227H135ZM138 228H140V227H138ZM144 228V227H143ZM142 228V229H143ZM155 228V227H154ZM160 228H162L161 226H160ZM157 229L158 231L159 230H161V229ZM167 228V227H166ZM171 228H173L172 226H171ZM176 228V229H177ZM180 228H182V227H180ZM188 228V227H187ZM91 229V232L90 233H92V230H93V232H94V229H92L91 227L89 228V230ZM98 229H100L99 227L97 228V230ZM137 229V228H136ZM141 229V230H142ZM175 229V228H174ZM174 229H173V231H174ZM196 229V228H195ZM53 231L52 233H53V236L50 234L49 235V233L50 232H48V231ZM79 230V229H78ZM77 230V231H78ZM89 230H87L86 231V233L87 232H89ZM106 229H104V231H105ZM113 230V229H112ZM119 230V229H118ZM133 230V229H132ZM147 230V229H146ZM154 230V229H153ZM178 230H179V228H178ZM182 230V229H181ZM181 230L180 231H178V232H181ZM193 230V229H192ZM96 231V230H95ZM107 231V230H106ZM105 231V232H106ZM109 233H111L110 232V228H109ZM116 231V230H115ZM151 231V230H150ZM167 231V230H166ZM165 231V233H167ZM177 231V230H176ZM202 231V232H201ZM82 232V231H81ZM85 232V231H84ZM97 232V231H96ZM104 232V233H105ZM149 232V231H148ZM177 232V233H178ZM46 233H48L47 235L48 236H45V238H44V235H46ZM79 233V232H78ZM83 233V232H82ZM108 233V232H107ZM119 233V232H118ZM128 233V232H127ZM138 233V232H137ZM151 233V232H150ZM156 233V232H155ZM160 233H162L161 231H160ZM165 233H163L162 235H165ZM174 233V232H173ZM182 233V232H181ZM191 233V232H190ZM81 234V233H80ZM94 234H96L95 232H94ZM116 234V233H115ZM133 234H134V232H133ZM133 234H132V236H133ZM152 234V233H151ZM169 234V233H168ZM168 234H166V235H168ZM170 234H171V232H170ZM183 234V233H182ZM195 234V233H194ZM204 234V233H203ZM205 234V235H206ZM263 234V233H262ZM82 235V234H81ZM90 235V234H89ZM93 235V234H92ZM91 235V236H92ZM98 235V234H97ZM102 235V234H101ZM135 235V234H134ZM147 235V234H146ZM156 235V234H155ZM157 235H158V233H157ZM160 235V234H159ZM158 235V236H159ZM166 235L164 236V237H166ZM181 235V234H180ZM192 235H193V233H192ZM196 235V234H195ZM259 235H261V234H259ZM85 236V235H84ZM83 236V237H84ZM87 236V235H86ZM100 236V235H99ZM105 236V235H104ZM110 236V235H109ZM111 236H113L112 234H111ZM125 236V235H124ZM153 236V235H152ZM158 236H156V237H158ZM179 236V235H178ZM183 236V235H182ZM190 236V235H189ZM47 237V238H46ZM49 237H51V238H49ZM53 237V238H52ZM95 237V236H94ZM137 237V236H136ZM140 237V236H139ZM139 237H137V238H139ZM156 237H155V240H156ZM169 237H171L172 238V236L170 235ZM191 237V236H190ZM82 237H80V239H81ZM85 238V237H84ZM107 238V236L105 237V239ZM109 238V237H108ZM115 238L117 239V236H115ZM151 238V237H150ZM171 238H170V240H171ZM178 238V237H177ZM200 238V237H199ZM97 240L99 239V238H96ZM101 240H102V238H100ZM104 239V240H105ZM111 239V238H110ZM147 240H148V237L146 238ZM161 239V238H160ZM162 239H163V237H162ZM176 239V238H175ZM186 239V238H185ZM202 239V238H201ZM200 239V240H201ZM261 239V238H260ZM88 240V239H87ZM91 240L93 241V239L91 238ZM108 240V239H107ZM113 240V239H112ZM111 240V241H112ZM126 240H127V238H126ZM126 240H124V241H126ZM139 240V239H138ZM164 240H169V238L168 239H164ZM184 240V239H183ZM256 240H257V237H256ZM71 241V242H70ZM75 241V240H74ZM84 241H86V239L84 240ZM83 241V242H84ZM90 241V240H89ZM100 241V240H99ZM123 241V242H124ZM143 241V240H142ZM152 241H154V240H152ZM172 242H173V238H172V240H171ZM179 241V240H178ZM177 241V242H178ZM185 241V240H184ZM183 241V242H184ZM201 241H203V240H201ZM255 241V240H254ZM64 242V243H65ZM81 242H82V240H81ZM82 242V243H83ZM88 242V241H87ZM106 242V241H105ZM110 242V241H109ZM127 242V241H126ZM133 242V241H132ZM139 242H141V241H139ZM159 242H161L160 240H159ZM166 242V241H165ZM171 243V244H169L168 242V244H169V250L168 251H170L171 250V254H173L174 253V256H175V258L177 257L179 260H180V262L179 263H184V264H188V263H190V262H192V260L194 259L193 258V256L195 255V254H192L193 253V251H195L196 250V248L198 247V249L199 248H201V247H203L204 245H201L200 246V242H199V244H198V241H197V244H195L196 242H194V246H192V244H191V246H190V244H188V245H179L178 243ZM56 243V242H55ZM55 243H53V244H55ZM64 243H63V245H64ZM101 243H103V242H101ZM107 243V242H106ZM112 243H114V242H112ZM138 243V242H137ZM158 243V242H157ZM182 243V242H181ZM186 243V242H185ZM185 243H183V244H185ZM252 243V242H251ZM49 244V243H48ZM67 244V243H66ZM93 244V243H92ZM96 244H98V242L96 243ZM118 244V243H117ZM124 244H125V242H124ZM132 244V243H131ZM136 244V243H135ZM143 244V243H142ZM162 244V243H161ZM203 244V243H202ZM47 246V248H48V250H46L47 248H46V246ZM62 245V246H63ZM95 245V244H94ZM101 245V244H100ZM114 245V244H113ZM137 245V244H136ZM155 245H156V242H155ZM157 245H159V244H157ZM199 245V246H198ZM229 246V247H227L226 249H224L223 250V248H221V246ZM248 245V244H247ZM253 245V244H252ZM256 246H257V243L255 244ZM260 245V244H259ZM259 245H258V249H259ZM262 245V244H261ZM52 246V245H51ZM50 246V247H51ZM60 246H61V244H60ZM82 246V245H81ZM85 246V245H84ZM89 246H90V244H89ZM96 246V245H95ZM98 246V245H97ZM102 247H103V245H101ZM118 246H123V244L121 245V244H119ZM118 246H116L117 247V249H118ZM132 246V245H131ZM166 246V245H165ZM223 246V247H224ZM42 247V248H41ZM44 247V248H43ZM57 247V246H56ZM71 247H72V245H71ZM77 247V246H76ZM79 247H80V245H79ZM92 247V246H91ZM91 247H89V248H91ZM100 247V246H99ZM98 247V248H99ZM114 247H115V245H114ZM53 248V247H52ZM52 248H50V249H52ZM82 248H84V247H82ZM88 248V249H89ZM95 248V247H94ZM97 248V247H96ZM111 248V247H110ZM121 248V247H120ZM119 248V249H120ZM123 248V247H122ZM126 248V247H125ZM128 248V247H127ZM140 248V247H139ZM163 248H164V245H163ZM171 248V249H170ZM246 248H248V246L246 247ZM253 248V247H252ZM257 248V247H256ZM261 249H262V246L260 247ZM65 249H67L68 250V248H65ZM73 249V248H72ZM77 249V248H76ZM80 249V248H79ZM87 249V250H88ZM92 249V248H91ZM113 249V248H112ZM118 249V250H119ZM135 249V248H134ZM141 249V248H140ZM140 249H138V250H140ZM142 249H143V247H142ZM152 249V248H151ZM153 249H155V248H153ZM152 249V250H153ZM160 249V248H159ZM203 249V248H202ZM261 249H259V254L261 253L262 254V251L263 250H261ZM73 250H75V249H73ZM84 250H85V248H84ZM94 250H96V249H94ZM98 250V249H97ZM105 250V253H106V251L108 250V246H107V248L106 249H104ZM114 250V249H113ZM200 250V249H199ZM203 250H205V249H203ZM247 250V252H248V249H246ZM257 250V249H256ZM120 251V250H119ZM137 251V250H136ZM149 251V250H148ZM155 251V250H154ZM153 251V252H154ZM162 251V250H161ZM168 251H167V253H168ZM198 251V250H197ZM69 252V251H68ZM72 252V251H71ZM85 252V251H84ZM83 252V253H84ZM88 252V251H87ZM121 252H123L122 251V249H121ZM158 252V251H157ZM173 252V253H172ZM239 252V253H238ZM256 252V251H255ZM51 253V252H50ZM89 253H91V252H89ZM93 253V252H92ZM96 253V252H95ZM95 253H93V254H95ZM103 253V252H102ZM142 253H143V251H142ZM148 253V252H147ZM150 253V252H149ZM161 253V252H160ZM201 253V252H200ZM246 253V252H245ZM244 253V254H245ZM251 253V252H250ZM99 254V253H98ZM101 254V253H100ZM122 254V253H121ZM124 254H126V253H124ZM139 254H140V252H139ZM152 254V253H151ZM158 254H159V252H158ZM162 254H163V252H162ZM253 254V253H252ZM255 254V253H254ZM257 254H258V252H257ZM256 254V255H257ZM47 255V256H46ZM69 255V254H68ZM80 255V254H79ZM112 255H113V253H112ZM116 255V254H115ZM155 255V254H154ZM167 255V254H166ZM226 255V256H225ZM242 255V254H241ZM247 255V254H246ZM262 255H264V253L262 254ZM50 256V255H49ZM61 256H62V254H61ZM70 256V255H69ZM73 256H75V255H73ZM72 256V257H73ZM78 256V255H77ZM77 256H75V258L77 257ZM81 256V255H80ZM87 256V255H86ZM104 256V255H103ZM107 256H109V253H108V255ZM120 256V255H119ZM118 256V257H119ZM172 256V255H171ZM170 255H169V257H171ZM195 256H197V255H195ZM194 256V257H195ZM214 256V257H213ZM225 256V257H224ZM251 256V255H250ZM259 256H261V255H259ZM258 256V257H259ZM54 257V256H53ZM89 257H92V256H89ZM105 257V256H104ZM129 257V256H128ZM141 257V256H140ZM155 257H157V256H155ZM161 257V256H160ZM160 257H159V260H160ZM166 257V256H165ZM212 257V258H211ZM245 257H247V256H245ZM252 257V256H251ZM258 257H256V258H258ZM262 257V256H261ZM261 257H259L260 258V262H262L261 261ZM62 258V257H61ZM79 258V257H78ZM81 258V257H80ZM108 258H110V259H112L110 256L108 257ZM114 258V257H113ZM121 258V257H120ZM134 258V257H133ZM167 258V257H166ZM165 258V259H166ZM172 258V257H171ZM196 258V257H195ZM211 258V259H210ZM240 258V257H239ZM243 258V257H242ZM250 258V257H249ZM255 258V257H254ZM255 258V259H256ZM264 258V257H263ZM55 259V258H54ZM57 259H59V258H57ZM65 259V258H64ZM63 259V260H64ZM92 259V258H91ZM102 259V258H101ZM110 259L108 260V263H110L111 261H110ZM122 259V258H121ZM157 259L158 258H156V261H157ZM162 259V258H161ZM173 259V258H172ZM231 259V260H232ZM49 260H50V258H49ZM49 260H48V262H49ZM52 260V259H51ZM62 260V261H63ZM65 260H67V259H65ZM64 260V261H65ZM75 260V259H74ZM73 260V261H74ZM78 260V259H77ZM84 260V259H83ZM86 260V259H85ZM88 260V259H87ZM103 260V259H102ZM132 260V259H131ZM175 260V259H174ZM178 260V261H179ZM196 260H197V258H196ZM195 259L193 260V261H196ZM200 260V259H199ZM205 260V259H204ZM241 260V259H240ZM244 260V259H243ZM246 260H248V259H246ZM60 261V260H59ZM67 261H69V260H67ZM82 261V260H81ZM90 261V260H89ZM110 261V262H109ZM150 260H148V262H149ZM163 261V260H162ZM167 261V260H166ZM223 261V262H222ZM229 261V260H228ZM228 261H227V263H228ZM45 262V261H44ZM54 262V261H53ZM72 262V261H71ZM113 262V261H112ZM118 262V261H117ZM170 262H172V261H170ZM222 262V263H221ZM239 262V261H238ZM241 262V261H240ZM74 263V262H73ZM75 263H77V262H75ZM74 263V264H75ZM87 263V262H86ZM89 263V262H88ZM119 263V262H118ZM125 263V262H124ZM140 263V262H139ZM156 263V262H155ZM160 263V262H159ZM163 262H161V264H162ZM168 263V262H167ZM194 263V262H193ZM192 263V264H193ZM199 263V262H198ZM229 263H232L231 261L229 262ZM248 263V262H247ZM255 263H257V262H255ZM65 264V263H64ZM68 264V263H67ZM82 264V263H81ZM83 264H85V263H83ZM90 264V263H89ZM105 264V263H104ZM117 264V263H116ZM147 264V263H146ZM158 264V263H157ZM163 264H166V263H163ZM191 264V263H190ZM195 264V263H194ZM200 264H201V262H200ZM225 264H226V262H225ZM233 264V263H232ZM234 264H235V262H234Z\"/></svg>",
    "mask_w": 264,
    "mask_h": 264
}]
</instances>
